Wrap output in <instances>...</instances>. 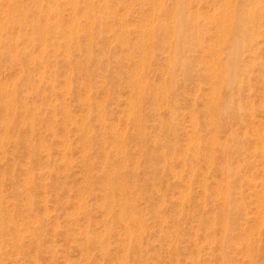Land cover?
Wrapping results in <instances>:
<instances>
[{"label": "rangeland", "instance_id": "obj_1", "mask_svg": "<svg viewBox=\"0 0 264 264\" xmlns=\"http://www.w3.org/2000/svg\"><path fill=\"white\" fill-rule=\"evenodd\" d=\"M19 1H21V0H19ZM65 1V2H64ZM68 0H58V5H57V7H55V9H54V6L55 5H53L51 8L47 5V1H45V3H44V5L43 6H45V7H41V6H39L38 7V5H35V4H33V2H31V0H23V2L27 5V4H29L28 5V10H27V15H30V16H28V17H25L28 21L30 20V18L31 19H33L32 17L33 16H35L34 18H35V20L33 19V20H30L29 22H31V24L28 22V21H26V19H25V21H23L22 22V24H21V22H15V27H13L11 30L12 31H14V32H10V30H7V31H5V35H6V37H7V40H8V42L6 41V43H4L3 44V46L1 47V49H3V50H5V51H8V50H10V43L11 42H13L12 44H11V46L13 47L14 45H16V47L17 48H19V49H21L22 48V46L21 45H23V48L25 49V50H30L31 51V53L32 54H40V55H42V56H44L43 57V61H46V60H48V61H46L45 62V64H41L40 66H41V68H39V69H36V70H39V72L41 71V70H43V74L41 73H39L38 71H37V73H36V70L32 73L33 75H34V73H35V75H34V79L33 80H35V82L34 83H36V84H34L33 86H30V88H29V85H27L26 83V85L25 84H23L22 83V81H21V79H22V69H21V66L20 65H17V64H15L14 63V61H12L11 59H3V58H1L0 57V82L2 81V83H0V85L1 84H3V82L5 81L7 84H11L12 83V81H13V79H16L15 80V84L18 82L19 84H20V86H21V83H22V87L21 88H23V90H25V91H23V95H24V97H26V98H23V99H25V100H27V97H30L31 96V98H29L30 100H28L29 101V103H31V101H34V104H36V105H38L39 107H40V109L38 110L39 111V113L40 112H43V114H40L41 115V117H43V115H45L44 117H45V119L46 120H44L43 118L41 119V120H39L40 122H38V124H36L37 126H35L36 127V131L34 132L35 133V135H38L39 136V138H38V136H35L34 134H32L31 135V133H33V132H31V130H30V128L28 127V122H29V119H28V115H29V113L27 112H25L24 111V109H15L14 111L16 112V114H19V116L21 117H23V118H18L19 116H17L16 114H15V112L13 113V117L16 115V117H17V119H16V117H15V122H13V123H15V124H12L11 125V128H12V126H13V128L11 129V132H10V135L12 134V133H16L17 132V134H18V132L20 133V134H12L11 135V137L12 138H10V141L12 142V144H9V143H6L7 145L9 144L10 146H12V147H10L9 145V147L6 145L5 146V148H4V150L3 151H0L1 153H0V157H1V154H2V157L3 158H1L0 159V163H2V164H5V165H7L9 168L11 167V166H13V168L11 169L12 171H13V173H15V175H16V173H19L20 171V173H19V175L17 174V176H15L13 173L11 174L12 176H15V177H19V179H17V178H15L14 177V179H13V177H12V181L14 182V180L16 181V179H17V183L16 182H10V177H11V175H10V177L8 176L9 175V173H7L6 175H5V171H4V173L3 172H1L0 171V175H1V173H2V177H0V178H2V180L4 181H1V179H0V184L2 183V185H0L1 187H0V193H2L4 196L2 197V203L4 204V206H2L3 207V213H5V215L7 214V216H6V218L8 219H6L7 221H11V224L8 226V227H13L14 226V228L16 227V229L14 230L13 228V231L16 233V235L17 236H15L14 234V232L12 231V229H10L9 228V230H7V231H5V234H4V236H3V234L2 233H0V264H99L98 262H100V260H98L97 258H99V259H101L99 256H100V250H97V249H99L98 247H94L93 245L94 244H96L97 245V243L95 242V239H98V237L100 238V237H103V238H106L105 240L107 241V242H109L110 244H109V246H110V252H111V250H113L111 253H113L112 254V256L110 255V258H109V260L111 261V263L112 264H133L132 263V260H131V256H129L130 257V260H129V257H126L125 259H123L122 260V258H121V251L119 250L120 248H119V246H118V248H117V246L115 247L114 246V242L116 243V241L117 242H119L118 240L120 239V240H122L121 238H123V234H122V232H121V229H120V227H118V225L115 223V222H113L114 224H113V231H114V233H112V234H110L109 236L107 235H102V230H103V221H101V219L102 220H104L105 221V214H104V209H102L101 207H97V206H95L94 205V207H97L98 209H96V208H94V207H92L93 208V210H94V212H91L90 214H85V212H83V211H79V209H76L77 208V206H76V199H77V197L79 196V194H81L83 191L85 192H83L82 194L85 196V198L87 197L88 199H87V201H89V199H90V202L89 203H93V202H91V199L93 200V194H95V196L96 197H99V196H101V188H102V186H103V183H104V180H105V177H103V176H106V167L108 166V164L105 162V160H104V158H103V148H104V146H105V148L108 150V149H110L111 150V152H113V143H112V135H110V134H112V131H113V129H115V130H119L120 132H121V134H122V136H124L125 135V141H126V148H127V150H128V152H129V156H134L133 158H135V159H137V158H139V156H137V155H139L138 153H140V152H138V146L136 145V143H137V139L135 138V136H132L131 134H132V131H134V123H133V121H131V119H130V115H128V113H127V110H128V101H129V98L127 97L128 95H130L129 97H131V86L129 85V83L127 82V80H128V78L126 77V72L127 71H129V70H131L132 71V69L134 68H132V63H133V66H135V61H136V56H132V54L129 52V50H133V49H135L136 50V43L140 40V35L142 34L141 32H142V24H143V22L144 21H146L147 20V18H146V15H147V12L149 11V8L148 7H150L151 6V2L149 3V0H145L144 2H143V0H137V4H140V6L139 5H137L136 3H133V2H135L134 0H107V1H104V0H99L101 3H104V4H102V6L100 5V3H99V1L97 0H94L91 4H92V6H91V4H90V1L89 0H81V1H84V3H89V4H85V6H84V4H83V2H81L80 0H78V2H79V4H78V2H73V3H70L69 4V1L67 2ZM120 1V2H119ZM125 1V2H124ZM168 1H173V5L171 6V4H168L169 2ZM179 3H182L181 5V9H180V7H178V6H180L179 4H178V2ZM187 1V2H186ZM193 1V2H192ZM220 1V2H219ZM230 2H231V6L229 7V8H227V12H228V15H229V17H237L238 16V14L235 12V10H234V12H233V9L235 8V4H237V7L235 8V9H239L240 8V10L242 11V10H244L243 12H245L246 13V15L247 16H249V17H259V15H261V17H260V21H259V25H257V24H255V27H253V28H255V31H254V33H250L249 35H250V37L248 36H246V40H245V43H244V48L243 49H241V47H239V56H238V58H237V61H236V67H235V71H234V85H233V87L235 86V87H237V90H238V88H239V91H238V93L241 91L242 92V89H243V87H245L247 84H248V80H249V84L246 86V87H248L249 86V92H250V94H249V92H248V94H244V92H242V94H243V99L245 98L244 96H248V98H245V101H242V102H246V100H247V102H248V104H244V103H242L241 101H240V103H239V100H241L242 99V96L240 95L241 93H239V95H238V93H237V91H236V88L234 87V88H232V96L233 97H235V96H237L238 97V99H237V101H236V99L234 98V101L235 102H233V104H234V106H235V103L236 104H238V110L240 109V111H241V114L240 115H238L239 117H236V115H234V114H230L228 117L226 116V118H224L225 119V121H224V119H223V124L224 123H226L227 124V122H229L230 121V119L231 120H234V121H236L237 120V122H236V124H233L232 125V123L234 122H232L231 124H230V122H229V124H225V126L224 127H227V130H228V128H231V127H233L234 125H236V126H234L233 128H231L232 130H234L235 129V127H239V131L237 130V129H235V131L237 130V133L234 131V133L232 132V130L230 131H227V130H225V128L223 127V126H220V129L222 130L220 133H218V136H219V134H220V136H222V135H224L225 133H227V135L225 134V136H224V138L226 139V137L230 134L231 135V137H233V135H236V136H234L232 139V141H231V139H229V137H228V139H227V141L224 139V138H222L221 137V139H222V141H220L221 142V144H224L225 142L226 143H229L228 144V147H231L230 149H228L227 150V152H226V158H224V159H226V162H227V160L228 159H230V157H231V161L230 160H228V162L227 163H229V161L231 162V163H229V164H232L233 163V165H231V169L233 170L234 169V171H229V176L227 175V178L229 179V189H227V186H224V191L226 190L228 193L230 192V194H231V203H232V201H233V207H234V209H236V210H234V209H232V211H230V216L228 215L227 216V218L225 219V217H226V214L224 215L223 214V212L221 211V203H219L220 204V206H219V204L217 203V204H214L213 205V203L214 202H216V200L217 199H219V202L221 201L222 202V196L221 195H218L217 194V192H215L216 190H217V188L219 187V185L221 186V184H218L219 183V181L221 180L220 178H222V176L223 177H225V173H220L219 172V175L217 174L218 173V169L216 168V170H215V165H213V163H210V162H208V161H206L205 160V158H200V157H204V156H202V154L201 153H203V155H205L204 154V152L206 151V148L208 149V143H207V138H206V136H209L210 134H211V130H210V128H209V126H207V125H205V123L203 122V120H201V119H203L202 118V114H201V112H203V109L204 110H206L207 109V107L208 106H210L209 105V98H210V96L209 95H212L213 94V92L215 91H217L218 90V87H219V84L218 83H220L219 81H221V79L223 78V77H219V81H217L218 80V78H217V80H216V78L213 76V74H212V72H210L209 71V69L211 68V66L212 65H214L215 63L217 64V62H218V64H220L221 63V67H222V70L224 69V67L226 66V65H229V58H230V52H231V50L229 49V48H224L225 46H224V41H225V43L229 40V37H230V35H229V37L226 39V35L224 36V38H223V33L221 34V32L220 33H218V30H220V29H216L215 28V24L216 25H218V23H216L217 21L214 19V17H218L219 15H220V9L222 10V6H221V4L220 3H223V2H226L225 0H215V2H214V0H182V2L180 1V0H164V5L168 8L169 7V9L170 10H177L178 9V11H179V17H187L186 19H188V21L186 22V24L185 25H180V27H178L177 29H179V31H181V34H182V43H183V47H184V52H186V54L183 52L182 53V55H180V59L181 60H188V62L187 63H189L190 65H189V67L191 66V68H189L188 67V71H186V73L188 74L189 73V71L192 73H189L188 74V78L186 79V78H182L183 77V75H184V71H179L180 70V68H178V69H175V76L177 77L176 79L178 80V84H177V89H176V96L177 97H182V99H180L179 100V98H177L178 100H179V103H181L180 101H182V104H183V106H182V104H181V109H180V112L182 111V113H184V114H186V115H184V117H183V114L182 113H180V112H178L179 110H178V105H180V104H178V100H176L175 99V101L177 102V116L179 115L180 116V118H179V116L177 117H175V120L174 121H176L175 123H176V125H178V126H176L175 125V127L176 128H174V131H173V128H172V130H171V133H176L177 132V128H179L180 127V129H179V132H181L180 134L183 136V135H185V142H184V140H183V137L181 136V138L178 136V134H171L170 135V137L171 136H175V138H176V140L177 139H182V140H180V141H177V142H175L176 140H171L170 142H174V143H176V148L177 149H179V150H175V149H173L174 150V152H175V155H174V152H173V150H171L170 152L172 153H170L169 152V150L170 149H168L170 146H168V145H166L165 144V149H164V146H163V148H161L160 147V149H151V151H153L154 150V152L156 153V154H158V153H164V154H166V153H168L167 155H168V157H167V160L168 161H170V168H169V170H171L172 172H170L169 171V174H168V172H166L165 173V179H164V181H162V182H160V180L159 179H153L152 180V182L154 183V181H155V183L156 184H158L159 185V187H157V185L155 186V183H154V185H153V183L151 184L150 183V186L149 187H151V189H149L150 190V192H149V195H151V196H149V198L151 197L152 199H150L149 201H151V200H153V199H156V200H154V201H151L150 203H148V202H146L145 200H147L146 198L144 199V197L143 198H140L141 199V203H140V201H139V204H141V206H142V208L144 209V208H146L147 207V205H151V207H150V205H149V207L151 208H149V207H147L149 210H152V211H150V212H148V211H145V215H147L146 217V219H147V225H148V228H147V231H146V235H145V239H146V242H145V244H144V247L145 248H147V249H149V254H150V256L151 257H153V258H155V259H153V258H151L149 261H148V263L147 264H149V262L150 261H152V259H153V261H154V263H153V261H152V263L150 262V264H163V262H166L167 264H177L178 263V261L180 260L181 262H179L178 264H191V262H192V264L194 263V264H219V262H220V260L219 259H221L222 257V259H221V262H223L222 264H233V263H235V264H248L250 261H251V259H252V257H253V261H251V263L253 262V264H258V262H259V264H261L262 262V264H264V255H262V250H257V249H259L258 247H264V246H262L260 243H262V241H260V240H263V236H264V234H263V229H264V209H261V210H259L258 209V207H257V204H258V206L259 207H261V205H259V202H264L263 201V199H264V111L262 110V109H264V44H262L261 42H260V40L261 41H263L264 40V23H262V21L264 22V1L263 0H257L256 1V3H258V5H257V7H256V5H254L255 3V1L254 0H251V2H250V0H247V1H244V0H242V3H240V5H238V3L237 2H239V0L237 1V0H229ZM3 2H5V4L3 3ZM28 2V3H27ZM29 2H31V4H32V11H30L31 10V4L29 3ZM71 2V1H70ZM95 2V4H94V7H93V3ZM111 2V3H110ZM123 2V3H122ZM129 2V3H128ZM150 4V6H149V4ZM166 2H167V5H166ZM177 2V3H176ZM186 2V3H185ZM195 2V3H194ZM260 2V3H259ZM262 2V3H261ZM61 3L62 4H64V5H61ZM67 3V4H66ZM76 5H75V4ZM99 3V4H98ZM117 3V4H116ZM135 5V7H133L134 5ZM145 3V5H143ZM187 3H188V6H187ZM234 3V4H233ZM251 3V4H250ZM3 4L4 5H6L7 3H6V0H0V7L2 8V6H3ZM73 4V5H72ZM96 4H98V5H96ZM107 4H109V5H107ZM128 4V6H126ZM131 4H132V8H131ZM178 4V5H177ZM217 4V5H216ZM262 4V5H261ZM78 5V6H77ZM83 7H82V6ZM88 5H90V7L88 6ZM107 5V6H106ZM177 5V6H176ZM69 6V7H68ZM75 6V7H74ZM89 7V8H87V7ZM96 6V7H95ZM97 6H98V8H97ZM110 7L111 9H109V8H106V7ZM142 6V7H141ZM164 6V7H165ZM239 6V7H238ZM242 6V7H241ZM243 6H245L244 7V9H241V8H243ZM249 6H251V7H249ZM263 6V7H262ZM70 7H72L71 9H70ZM84 7H86V11L88 10H90L91 11V9H96V10H92L91 11V13L93 12L94 14H96V12H97V14L96 15H98L97 17H101V24L99 23V24H96V25H93V24H91V22H87V17H88V12H86V15H85V11H84ZM93 7V8H92ZM139 7H141V8H139ZM170 7H173L174 9H171ZM178 7V8H177ZM182 7H184V8H182ZM186 7L188 8V9H186ZM193 9H192V8ZM217 9H216V8ZM1 8H0V13H1ZM79 8V9H78ZM136 8H137V10H138V12H137V10H136ZM147 8H148V10H147ZM175 8H177V9H175ZM230 8H232V10L230 9ZM248 8V9H247ZM251 8V9H250ZM256 8V9H255ZM258 8V9H257ZM34 9V10H33ZM36 9V10H35ZM43 9H45V10H43ZM49 9V10H48ZM51 9H53V10H51ZM69 9H70V12H69ZM78 9V11H76ZM99 9H101V10H99ZM113 9V10H112ZM115 9V10H114ZM132 10L133 9V11H130V10ZM181 11H180V10ZM194 10V11H192V10ZM229 9H230V11H229ZM261 9H262V11H261ZM42 10V11H41ZM58 10V11H57ZM72 10V11H71ZM103 10V11H102ZM125 10V11H124ZM136 10V11H135ZM141 10V11H140ZM187 10V11H186ZM217 10V11H216ZM253 10V11H252ZM257 10V11H256ZM53 11H55V12H53ZM82 11V12H81ZM89 11V12H90ZM100 13H99V12ZM110 11H112V13L109 12ZM116 11L117 12H119V13H116ZM121 11V12H120ZM135 11V12H134ZM143 11V12H142ZM165 12V10H161V11H156V14H155V16L154 17H158L159 15H161V16H159L160 18L159 19H161L160 21L161 22H163L164 20L165 21H168L169 20V18L168 17H170L166 12H165V14H167V15H165L163 12ZM184 11H186L187 13H188V15H187V13L186 12H184ZM56 12L61 16L60 18H61V23L64 25L65 23V25L64 26H66L67 24H69L70 22H71V20H72V18L70 17L71 15L70 14H72V16H73V18H74V20L77 18V20H75V22L76 23H79V25H80V27H82V28H85V29H87V27L89 26V27H92L93 26V29L97 32V33H95L94 32V34H97V35H95L96 37H95V40H99L98 41V44H100V43H102V44H100V45H96V48L97 47H99V49L98 50H96L95 49V47H94V51H97L96 53H98V51L99 52H101V53H98V55H100L101 56V59L102 60H100V61H98V60H96V59H94L92 62H90L89 60H88V62H90V64H92V66L91 67H94V68H91V70H95L96 71V73H95V71H91V73H93V74H90L89 76H86L85 75V79L84 78H82L83 77V74H81V68L79 69V67H80V63H78V62H80V60L82 59V60H84L85 59V57H84V52H83V50L82 51H79V49L80 48H85L86 46H87V44H88V34H86L87 33V31L86 30H81V31H79L80 32V34L81 35H78L77 36V34L76 35H72V37H68L67 35V32H66V30L65 29H67V28H69V25H67L66 27H64V26H62V24L61 25H59V23L57 22V18L55 17V16H53L52 17V13H55L56 14ZM77 12V13H76ZM80 12V13H79ZM192 12H195V13H197V15L196 14H194V13H192ZM249 12V13H248ZM77 16H75L74 14ZM131 13H133V14H131ZM139 13V14H138ZM189 13H191V14H189ZM31 14H32V16H31ZM64 14V15H63ZM118 14V15H117ZM142 14V15H141ZM159 14V15H158ZM165 15V17L163 16V15ZM39 15H42V17H39ZM54 15V14H53ZM101 15V16H100ZM104 15V16H103ZM119 15H121V17H123L124 19H122V18H120V16ZM186 15V16H185ZM194 17L195 19H193L192 17ZM252 15V16H251ZM79 16V17H78ZM84 16V17H83ZM103 16V17H102ZM112 16V17H111ZM134 16V17H133ZM139 16V17H138ZM197 16V17H196ZM44 17V18H43ZM69 19H68V18ZM104 17H106V18H104ZM119 17V18H118ZM146 19H145V18ZM162 17V18H161ZM163 17H164V20H163ZM202 17V18H201ZM209 17V18H208ZM210 17H212V18H210ZM37 18V19H36ZM55 18V19H54ZM111 18V19H110ZM117 18V19H116ZM142 18H144V19H142ZM167 18H168V20H167ZM4 17H3V19H2V14L0 15V23H2L3 21H4ZM64 19V20H63ZM71 19V20H70ZM109 19V20H108ZM112 19L114 20V21H112ZM120 19V20H119ZM126 19V20H125ZM159 19H155L156 20V22H158L159 21ZM198 19H200L202 22H200ZM3 20V21H2ZM45 20V21H44ZM49 20H51V22L49 21ZM54 20V21H53ZM69 20H70V22H69ZM105 22H104V21ZM116 20V21H115ZM123 20H124V22H123ZM134 20V21H133ZM144 20V21H143ZM196 20V21H195ZM37 21V22H36ZM56 21V22H55ZM80 21H81V23H80ZM108 21V22H107ZM110 21V22H109ZM111 21H112V23H111ZM118 21V22H117ZM123 23H125V24H123ZM142 21V22H141ZM195 21V22H194ZM27 22L29 23L28 25H26L27 24ZM64 22V23H63ZM67 22H69V23H67ZM87 22V24H88V26H87V24H85L84 25V23H86ZM106 22H107V24H106ZM126 22H127V24H126ZM129 22H130V24H129ZM136 22V23H135ZM137 22H138V25H137ZM19 23V24H18ZM26 25V26H24V24ZM44 23V24H43ZM58 23V24H57ZM195 23V24H194ZM202 23V24H201ZM262 23V24H261ZM37 24H39V25H37ZM56 24V25H55ZM114 26H113V25ZM117 24V25H116ZM140 24V25H139ZM197 24V25H196ZM2 25V24H1ZM1 25H0V27H1ZM34 25V26H33ZM60 27H59V26ZM109 25V26H108ZM123 25H124V28H123ZM125 25H127V28L125 29ZM192 25V26H191ZM199 25V26H198ZM24 26V27H23ZM30 26V27H29ZM41 26H42V28H41ZM62 26V27H61ZM96 26H97V28H96ZM134 26H137V28L136 27H134ZM190 26V27H189ZM21 27H23V28H21ZM26 27V28H25ZM28 27V28H27ZM50 27V28H49ZM64 27V28H63ZM108 27H110V29L108 28ZM112 27V28H111ZM131 27H132V29H131ZM183 27V28H182ZM189 27V28H188ZM197 29H195V28ZM199 27V28H198ZM217 27H219V26H217ZM17 28V29H16ZM19 28V29H18ZM32 28V29H31ZM55 28V29H54ZM60 28V29H59ZM62 28V29H61ZM106 28H108V29H106ZM191 28V29H190ZM214 28V29H213ZM15 29V30H14ZM26 29V30H25ZM37 29V30H36ZM97 29V30H96ZM116 29L118 30H120L123 34H124V31H126L127 29H131L130 30V33L132 34H128V41L132 44V42L134 41V43H135V47L134 46H132L130 43L128 44V42L125 44L124 43V41H122L123 39V37H122V33L120 32L119 33V30L117 31V33H116ZM125 29V30H124ZM134 29V30H133ZM140 29V30H139ZM158 29H159V26H157V27H155V30H152V34H151V37L149 38V41L151 42V44H152V48L154 49L155 47L156 48H158V49H156L155 48V51H156V53L157 54H159V52H160V54H159V58L161 57V59H163V57L168 53V52H170L169 53V55H172L173 54V51L168 47V46H166L164 49L163 48H161V47H159V39L160 38H162L163 36L165 37V34H163L164 32H163V29H159V31H158ZM189 29V30H188ZM192 29H193V31H192ZM200 31H199V30ZM215 29L217 30V31H215ZM21 30V31H20ZM23 30V31H22ZM29 30H30V32H29ZM109 30H110V32H109ZM115 31V32H111V31ZM183 30V31H182ZM196 30V31H195ZM251 30V29H250ZM260 30V31H259ZM15 31H16V34H15ZM31 31H33V32H31ZM107 31V32H106ZM132 31V32H131ZM134 31H135V33H134ZM139 31H141V32H139ZM155 31V32H154ZM161 31H162V33H161ZM199 31V32H198ZM256 31H258V32H256ZM30 34H29V33ZM101 32V33H100ZM154 32V33H153ZM201 32V33H200ZM213 32V33H212ZM261 32V33H260ZM62 33V34H61ZM84 33V34H83ZM98 33H100V34H98ZM115 33V34H114ZM135 35H134V34ZM136 33H137V35H136ZM158 33V34H157ZM160 33V34H159ZM204 33H206V34H204ZM10 34H11V37H10ZM19 34V35H18ZM79 34V33H78ZM155 34H157V35H159V36H152V35H155ZM260 34H261V36H260ZM85 35H87L86 37H85ZM105 37H104V36ZM130 35V36H129ZM160 35H162V37H160ZM170 35V34H169ZM190 35V36H189ZM219 35H221V38L219 37ZM262 35H263V37H262ZM8 36L12 39V40H10L9 38H8ZM28 36V37H27ZM42 36V37H41ZM58 36V37H57ZM80 36V37H79ZM108 36V37H107ZM113 36V37H112ZM117 36H119V38L117 37ZM121 36V37H120ZM133 36V37H132ZM168 36V35H167ZM202 36V37H201ZM209 36V37H208ZM216 36V37H215ZM255 37L257 40H259V41H257L258 43H259V47H256L257 45V42L256 43H252V41H251V43H250V38L251 37ZM69 39H68V38ZM77 37H79V40L77 39ZM82 37V38H81ZM84 37V38H83ZM101 37H103V38H101ZM130 37H132V39L130 38ZM203 37H204V39H203ZM218 37V38H217ZM28 38H30V39H28ZM35 38V39H34ZM42 38H44L45 39V41H44V44L42 45ZM50 38H52V40L50 39ZM65 38V39H64ZM68 40H67V39ZM107 38H109V39H111L110 41H111V43H110V41H109V39L107 40ZM136 38V40H134ZM138 38V39H137ZM158 40H157V39ZM168 38V37H167ZM166 38V39H167ZM171 38V43L173 44V43H175L176 42V40H177V37H175L174 38V35L172 36V37H170L169 36V38H168V40ZM199 38H200V40H199ZM220 38V39H219ZM232 38V37H231ZM230 38V39H231ZM248 38H249V41H248ZM260 38V39H259ZM59 39V40H58ZM70 39H71V41H70ZM82 39V40H81ZM103 39H104V41H103ZM131 39V40H130ZM215 39H217L216 41H214ZM225 39V40H224ZM21 40V41H20ZM58 40V41H57ZM65 40H67L68 41V43H67V41H65ZM77 40L79 43H81V41H82V43L77 47L76 46V44H75V41ZM81 40V41H80ZM84 40V41H83ZM86 40V41H85ZM117 40H118V42H117ZM133 40V41H132ZM152 40L153 41H155L156 43H157V45L158 46H156V43H152ZM157 40V41H156ZM174 40V41H173ZM201 40H203L202 42H201ZM205 40V41H204ZM219 40H221V41H219ZM23 41H25L26 43H24ZM31 41V42H30ZM51 41H52V44H51ZM105 41H106V44H105ZM132 41V42H131ZM160 41H161V39H160ZM231 40H229V42H230ZM20 42H22V43H20ZM120 42V43H119ZM123 42V43H122ZM190 42H193V43H190ZM194 42H195V44H194ZM197 42V43H196ZM201 42V43H200ZM215 42H218L217 44L215 43ZM229 42H227L225 45H226V47H228V46H230V48H232L233 49V43H229ZM264 42V41H263ZM7 43H8V46H7ZM57 43V44H56ZM85 43V44H84ZM110 43V44H109ZM122 43V44H121ZM199 43L200 44H202V45H199ZM209 43V44H208ZM221 43V44H220ZM21 44V45H20ZM26 44V45H25ZM46 44V46L47 45H49L47 48L48 49H45V50H41V48L44 46ZM61 44V45H60ZM66 44V45H65ZM109 44V45H108ZM207 44V45H206ZM212 44V45H211ZM218 44H219V46H218ZM246 44V45H245ZM256 47V48H258V49H255V47L253 46V45ZM20 45V46H19ZM33 45V47H32V49H31V46ZM60 45V46H59ZM107 45V46H106ZM112 45H114V46H112ZM116 45V46H115ZM126 45H127V47H126ZM192 45V46H191ZM27 46V47H26ZM37 46H38V48H39V50H38V48H37ZM65 46V47H64ZM76 46V47H75ZM104 48H103V47ZM109 46V47H108ZM111 46H112V48L113 49H115V50H113L112 48H111ZM124 46V47H123ZM131 46V47H130ZM155 46V47H154ZM187 46V47H186ZM189 46V47H188ZM214 46V47H213ZM57 47V48H56ZM108 47V48H107ZM132 47H133V49H132ZM204 47V48H203ZM223 47V48H222ZM249 47H250V49H249ZM253 47V48H252ZM34 48H37V51H35L34 50ZM66 48H68V50L66 49ZM78 48V49H77ZM101 48V49H100ZM110 48H111V50H113L114 52H116L115 53V55L113 56V54L111 55V52H110ZM121 48V49H120ZM160 48V49H159ZM191 49L190 51H189V49ZM212 48H213V50L216 48V50H214L215 52H218V53H220V54H218L217 56H215L214 54H216V53H214V51L211 53V51H212ZM218 48V49H217ZM54 49V50H53ZM64 49V50H63ZM70 49H72V50H70ZM103 49H105V50H107V51H105V50H103ZM117 49V50H116ZM124 49V50H123ZM129 49V50H128ZM188 49V50H187ZM208 49H209V51H208ZM221 49H222V51H221ZM226 49H228L227 50V52L228 51H230L229 52V54L228 53H222L223 52V50H224V52L226 51ZM237 49V47H235L234 48V50H236ZM263 49V50H262ZM51 50H53L54 51V53H53V51H52V53H51V55H50V51ZM57 50V51H56ZM100 50H103V51H100ZM120 50V51H119ZM126 50V51H125ZM164 50H165V52H164ZM247 50V51H246ZM251 50V51H250ZM253 50V51H252ZM257 50V51H256ZM258 50H259V52H258ZM47 51L49 52V53H47ZM124 51V52H123ZM137 51V50H136ZM221 51V52H220ZM33 52H35V53H33ZM65 52V53H64ZM68 52V53H67ZM120 52V53H119ZM167 52V53H166ZM250 52V53H249ZM254 52V53H253ZM262 54H261V53ZM59 53V54H58ZM60 53H61V55H60ZM64 53V54H63ZM70 53V54H69ZM74 53L76 54V55H74ZM78 53V54H77ZM119 53V54H118ZM123 53H124V56H123ZM126 53V54H125ZM128 53V54H127ZM165 53V54H164ZM209 53H211V54H209ZM224 55H222V54ZM251 53H253V54H251ZM47 55V58L45 59V57H46V55ZM53 54V55H52ZM54 54H56V55H54ZM73 54V55H72ZM81 54V55H80ZM107 56H106V55ZM110 54V55H109ZM137 54V53H136ZM257 54V55H256ZM260 54V57L258 56ZM50 56V58H48L49 56ZM60 55V56H59ZM65 55V56H64ZM78 55V56H77ZM79 55H80V57H79ZM117 55V56H116ZM119 55V56H118ZM121 55V56H120ZM211 55H213L215 58H213V56H211ZM245 55H246V57H245ZM250 55H252V57H249ZM253 55H254V57H253ZM83 56V57H82ZM116 56V57H115ZM132 56V57H131ZM228 57V60H226L227 59V57ZM257 56V57H256ZM52 57V58H51ZM56 57V58H55ZM63 57V58H62ZM80 58V60H79V58ZM82 57V58H81ZM123 57V58H122ZM194 57V58H193ZM216 57H218V58H216ZM225 57V59H222V58H224ZM257 59H256V58ZM259 57V58H258ZM62 58V59H61ZM117 58H118V60H117ZM125 58V59H124ZM246 58V60H244ZM252 58H254L253 59V62H252ZM55 59V60H54ZM68 59V60H67ZM112 59H113V61H112ZM121 59H122V61H121ZM218 59V60H217ZM243 59V62L241 61ZM256 59V60H255ZM59 60H61V62H65V63H61V62H59ZM63 60V61H62ZM67 60V61H66ZM105 60V61H104ZM114 60H117V61H114ZM127 60V61H126ZM160 60V59H159ZM159 60H150V66H151V71H150V73H149V80L151 81V82H155V84H159L160 83V81L162 82V78L161 77H166L167 78V81L170 79V73L168 72V69H167V63L165 62V60H160V61H162L161 62V64L159 63L160 61ZM191 60H192V62H191ZM221 60H223V61H225L226 60V64H224V62H222ZM249 61V63H247L248 61ZM255 60V61H254ZM50 61H52V62H50ZM96 61H97V63H96ZM108 61V62H107ZM129 61V62H128ZM153 61V62H152ZM156 61V62H155ZM159 61V62H158ZM190 61V62H189ZM210 61V62H209ZM213 61V62H212ZM219 61H220V63H219ZM247 61V62H246ZM55 62H58V63H55ZM76 62V63H75ZM109 62H110V65H109ZM120 62V63H119ZM124 62H126V64L128 65H126ZM131 62V63H130ZM247 64H246V63ZM255 62H257V64H258V66H257V64H255ZM46 63H47V65H46ZM48 63H52V64H54L55 63V65H53V66H50L51 64H48ZM96 63V64H95ZM105 63V64H104ZM163 63V64H162ZM243 63H245L247 66H244L245 64H243ZM65 64H66V66H65ZM70 64V65H69ZM114 64V65H113ZM116 64V65H115ZM119 64H121V65H119ZM153 64V65H152ZM160 64V65H159ZM166 64V65H165ZM240 64L242 65V66H240ZM250 64V65H249ZM255 66V67H257V68H253L252 69V67H253V65ZM12 65H14V66H12ZM75 65V66H74ZM79 67H78V66ZM96 65V66H95ZM109 65V66H108ZM162 65V66H161ZM208 65H211V66H208ZM239 65V66H238ZM3 66H4V68H3ZM5 66H7V67H5ZM43 66V67H42ZM46 66V67H45ZM47 66H50L49 68H47ZM59 66V67H58ZM78 67V68H76L75 69V67ZM98 66H101V68L99 69V67ZM105 66V67H104ZM125 66H126V68H127V70H126V68H125ZM160 66V68H158ZM250 66H252V67H250ZM51 67H52V69H51ZM53 67H55V68H53ZM71 67H74L73 69H70L69 70V68H71ZM97 67V68H96ZM112 67V68H111ZM118 67V68H117ZM165 67V69H163ZM208 67V68H207ZM248 67H249V69H248ZM46 68H47V70H46ZM58 68V71L56 70L55 71V69H57ZM115 68V69H114ZM125 68V69H124ZM132 68V69H131ZM206 68V69H205ZM238 68H240V71H239V69ZM242 68V69H241ZM18 69V73H17V70ZM52 71L53 69V72H50V70ZM102 69V71H103V69L105 70V71H103V73H100V72H102V71H100ZM114 69V70H113ZM119 69V70H118ZM191 69V70H190ZM208 69V70H207ZM245 71H244V70ZM256 69V70H255ZM45 70V71H44ZM49 70V71H48ZM77 70H80V72L78 73V72H76ZM118 70V71H117ZM160 70H164V71H160ZM169 70H170V68H169ZM206 70V71H205ZM248 70V71H247ZM252 70L254 71V72H252ZM262 72H261V71ZM14 72V74H13V72ZM48 71V72H47ZM250 71V72H249ZM15 72H16V74H15ZM50 72V73H49ZM106 72V73H105ZM124 72V73H123ZM162 72H164V73H162ZM183 72V73H182ZM225 72V73H224ZM224 72H223V74L224 75H226L227 73H228V71H226V69H224ZM227 72V73H226ZM246 72H248V73H246ZM252 72V73H251ZM258 72H259V75L261 74V76H259L258 75ZM261 72V73H260ZM49 73V74H48ZM52 73H53V75H52ZM110 73V74H109ZM118 73V74H117ZM206 73H207V76H206ZM208 73H209V75H208ZM19 74V75H18ZM56 74V75H55ZM81 74V75H80ZM94 74H96L95 76H94ZM105 74L107 75L106 77H105ZM158 74V75H157ZM162 74H163V76H162ZM168 74V75H167ZM236 74V75H235ZM15 75H18V76H15ZM45 75H47V77H49V75H52V76H50L51 77V79L50 78H48L47 79V77L45 76ZM73 75V76H72ZM101 75V76H100ZM114 75V76H113ZM153 75V76H152ZM193 75V76H192ZM13 76L15 77V78H13ZM32 76V75H31ZM58 76V77H57ZM80 76H82L81 78H80ZM104 76V77H103ZM110 76V77H109ZM152 76V77H151ZM159 76H160V78H159ZM169 76V77H168ZM214 77V80H213V77ZM239 76L241 77L240 78V82L242 81L241 79H244V82L242 81L241 83L238 81V78H239ZM244 76H246V77H244ZM16 77H18V78H16ZM44 77H46L45 79H47L46 81L47 82H45L44 80ZM56 78L57 80H55V79H52V78ZM65 77V78H64ZM66 77L68 78V81H69V85H68V83H66L67 81H66ZM73 77V78H72ZM74 77H76V78H74ZM193 77V80L191 79ZM211 77V78H210ZM263 77V78H262ZM94 78V80H92L91 81V79H93ZM101 78V79H100ZM111 78H113V79H111ZM122 78V79H121ZM12 79V80H11ZM39 79V80H38ZM42 79V80H41ZM44 79V80H43ZM50 79V80H49ZM73 79V80H72ZM100 79V80H99ZM106 79V80H105ZM208 79V80H207ZM37 80V81H36ZM53 80H55V81H53ZM90 80V81H89ZM99 80V82L97 83L96 81H98ZM113 80V81H112ZM39 81V82H38ZM42 81V82H41ZM48 81H50V83H52V84H54V85H52V84H50V83H48ZM52 81V82H51ZM72 81V82H71ZM82 81L84 82V83H82ZM102 81L104 82V83H102ZM108 82V85H107V82ZM116 81V82H115ZM201 81V82H200ZM216 81V82H215ZM236 81V82H235ZM245 81L247 82V84L245 83ZM37 82L38 83H42V84H44V86L43 85H41V83H40V87H39V84H37ZM53 82H56V83H53ZM81 82V83H80ZM184 82V83H183ZM188 82H190V84L188 83ZM192 82V83H191ZM211 82H212V85H211ZM239 82V84L236 86V84ZM13 83H14V81H13ZM47 83V84H46ZM94 83H95V85H94ZM186 83H188V85L186 84ZM5 85V83H4V85L6 86V87H10V86H13V84H11L10 86L9 85ZM56 84V85H55ZM89 84H93V86L92 85H89ZM97 84L99 85L98 87H97ZM179 84H181V85H183V86H180ZM185 84V85H184ZM199 84V85H198ZM245 86H244V85ZM38 85V86H37ZM50 85H51V87H50ZM68 86V89H71L70 90V92H72V93H70L69 92V90H67V89H65V88H67V86ZM113 85V86H112ZM121 85H123V86H121ZM214 85V86H213ZM215 85L217 86V87H215ZM26 86V87H25ZM53 86H55L54 87V89L56 88V90H54V89H52V87ZM61 86V87H60ZM70 86V87H69ZM87 86V87H86ZM91 86V87H90ZM94 86H96V87H94ZM124 86L127 88V90H126V88H124ZM150 86V85H149ZM180 88H179V87ZM184 86H188L187 88H188V90H186L187 88L186 87H184ZM198 86V87H197ZM243 86V87H242ZM36 87H39V88H36ZM42 87H43V89H42ZM44 87L46 88V87H50L49 88V90H48V92H47V90L46 91H44ZM90 87V88H89ZM183 87V91L181 90V88ZM199 87L201 88H203V89H199ZM210 87L213 89V90H211L210 89ZM242 87V88H241ZM31 88H33V89H31ZM85 88H86V90H85ZM96 88V89H95ZM103 88V89H102ZM197 88V89H196ZM214 88H217V89H214ZM26 89H27V91H26ZM41 89L44 91L43 93H42V91H41ZM46 89H48V88H46ZM50 89L51 90H53V92L54 91H56V92H54V95H53V92H51L50 91ZM74 89V90H73ZM75 89L76 90H79L80 92L78 93V91H75ZM91 89H92V92H91ZM101 89V90H100ZM235 89V90H234ZM241 89V90H240ZM87 90H88V92H87ZM188 91V92H186V91ZM201 90V91H200ZM245 90H243V91H245ZM251 90H252V92H251ZM38 91H40V93L38 92ZM59 91H60V93H59ZM100 91V92H99ZM103 91L105 92L106 91V93L105 94H103ZM128 91V92H127ZM180 91H182V92H184L185 94L186 93H188V94H184V93H182V92H180ZM213 91V92H212ZM234 91H235V94H234ZM29 92H31V93H29ZM48 93V95L49 96H47V93ZM66 92H68V94L66 93ZM74 92L76 93V94H78V96L79 97H77L78 98V102H77V99H73V98H75L76 97V95H74ZM84 92V93H83ZM93 92H94V94H93ZM96 92H99L98 94L96 93ZM178 92H179V94H181L182 93V95L183 96H181V95H179L178 94ZM193 92V93H192ZM200 92V93H199ZM202 92V93H201ZM52 95H51V94ZM56 93V94H55ZM58 93V94H57ZM64 93V94H63ZM82 93V94H81ZM204 93V95L203 96H201L202 94ZM210 93V94H209ZM246 93V92H245ZM40 94V95H39ZM46 94V95H45ZM63 94V95H62ZM73 94V96H72V98H71V96H70V98H69V95H72ZM81 94V95H80ZM85 94V96H83ZM93 94V96H91V95ZM115 94H116V96H115ZM128 94V95H127ZM198 94V95H197ZM200 94V95H199ZM206 94V95H205ZM237 94V95H236ZM29 95V96H28ZM35 95H37L36 97H34ZM61 97H60V96ZM91 97H90V96ZM111 95V96H110ZM118 95H120V96H118ZM184 95L187 97V98H190V99H186L185 100V98L186 97H184ZM194 95L195 96V98H193L192 96ZM215 95H218V93H215ZM251 95V96H250ZM32 96L34 97L33 99H35V100H33L32 99ZM39 96V97H38ZM46 96V97H45ZM69 98H67V97ZM95 96H97V97H95ZM98 96H99V98H98ZM101 96V97H100ZM102 96H104L103 98H105L104 99V101H102ZM115 96V98H117L118 100H119V102H118V100L117 99H113V97ZM123 96V97H122ZM124 96H126V97H124ZM176 96H175V98H176ZM192 98H191V97ZM239 96H240V98H239ZM43 97H45V98H43ZM49 97V98H48ZM55 97H56V99H55ZM60 97V98H59ZM64 97V98H63ZM111 97V98H110ZM250 97V98H249ZM263 97V98H262ZM37 98H40L39 99V101H37L38 99ZM48 99V101H46L47 99ZM66 98H67V100H66ZM80 98V99H79ZM96 98V99H95ZM125 98V99H124ZM127 98V99H126ZM204 98H206V99H204ZM208 98V99H207ZM32 99V100H31ZM44 99V100H43ZM64 99V100H63ZM73 99V100H72ZM87 99V100H86ZM101 99V100H100ZM185 100V103L183 102L184 100ZM191 99H192V101H191ZM194 99V100H193ZM42 100H43V102H42ZM63 100V101H62ZM76 100V101H75ZM95 100V101H94ZM97 100V101H96ZM125 100V101H124ZM197 100V101H196ZM205 100H208L207 102L208 103H205ZM249 100V101H248ZM45 101H46V103H45ZM50 101V102H49ZM92 103V104H94L95 105V103L96 102H98V101H100V102H98V104H102V108H101V105H100V109L103 111V112H101V110L99 111L98 109L95 111V110H93V114L91 113V115L89 116V117H87V115H88V112H87V114L86 113H84V112H86V111H88L90 108L91 109H94L95 107H92L91 106V104H90V102ZM116 101L118 102V103H116ZM220 101V100H219ZM36 102V103H35ZM40 102V103H39ZM49 102V103H48ZM94 102V103H93ZM103 102V103H102ZM195 102H198L199 104H197V103H195ZM203 102V103H202ZM249 102L250 103H252L251 105L249 104ZM33 103V102H32ZM37 103H39V104H37ZM44 103V104H43ZM63 103V104H62ZM67 103V104H66ZM81 105H80V104ZM84 103V104H83ZM88 103H89V106H88ZM109 103V104H108ZM114 103V104H113ZM126 103V104H125ZM194 103L196 104L195 106H197L198 105V107L196 108V107H194ZM221 103H222V99H221ZM220 103V104H221ZM242 103V104H241ZM43 104V105H42ZM50 104V105H49ZM62 104V105H61ZM87 104V105H86ZM119 104H122V105H119ZM185 104H186V106H185ZM204 105L203 106V109L201 108V109H199L200 107H202L201 105ZM207 106H206V105ZM233 104H232V106H233ZM241 104V105H240ZM262 104V105H261ZM53 105V106H52ZM63 105H64V107L65 108H68L67 109V111L65 110V108L63 107ZM118 105V106H117ZM187 105H188V108H187ZM193 105V106H192ZM200 105V106H199ZM245 105H246V108H247V106H248V109H246L245 110ZM46 106V107H45ZM80 106V107H79ZM82 106H84V109H83V107ZM86 106V107H85ZM87 106H88V108H87ZM122 108H121V107ZM191 106V107H190ZM220 106V105H219ZM239 106H240V108H239ZM244 106V107H243ZM105 107V108H104ZM108 107V108H107ZM125 107H127L126 109H125ZM250 107V108H249ZM253 107H254V109H253ZM121 108V109H120ZM191 108H196V112L198 113V110H199V113H200V115H199V113L196 115V113H195V109H194V111H193V109H191ZM235 108H237V106H235ZM252 108V109H251ZM85 109H87V110H85ZM124 109V110H123ZM23 110V111H22ZM83 110V111H82ZM109 110V111H108ZM119 110H120V112H119ZM238 110H236L237 111V113L239 112ZM245 110V111H244ZM19 111V112H18ZM47 111V112H46ZM59 111V112H58ZM66 111V112H65ZM70 111V112H69ZM73 111H74V113H73ZM79 111H81L80 113H79ZM97 111H99V112H101L102 114H103V116H104V121L102 122V124L103 125H101L99 122L100 121H98V120H100L99 118H98V115H99V112H97ZM122 111V112H121ZM192 111L194 112V114L192 113ZM201 111V112H200ZM20 112L22 113V114H20ZM50 112H52V113H50ZM62 112V113H61ZM75 112H77V113H75ZM117 112V113H116ZM119 112V113H118ZM250 112V113H249ZM56 113V114H55ZM66 113V114H65ZM82 113H83V117H82ZM100 113V114H101ZM147 113H148V117H149V119H150V123H149V127H148V133L150 134V135H157V133L159 132V130L161 129V126L159 127L158 126V124H157V121L158 120H160V118H156L155 116V114H154V116L152 115L151 116V110H149V109H147ZM193 115V116H191V114ZM240 113V112H239ZM69 114V115H68ZM75 114H77V115H75ZM79 114V115H78ZM249 114V115H248ZM252 114H253V117H252ZM25 115V116H24ZM48 115V116H47ZM59 115V116H58ZM66 115H68L67 117L68 118H71L72 116L74 117H72V119L71 120H79V118L80 119H86V118H90V123L92 124V128H91V130H90V132H89V138H91V141H90V144H89V147H90V162H91V168L92 169H90V171H89V173H87V170L85 171V169L84 168H87L86 166H83L82 164L80 165V163H83V164H85V161H83L84 159H79L80 157H82L83 156V154H82V152H80L81 150H82V148H81V143L79 142V135H78V133H77V130H76V128H75V125L73 124H71V123H69V121H71L70 119H67V117H66ZM70 115H72V116H70ZM80 115H81V117H80ZM119 115V116H118ZM123 115V116H122ZM126 115H128V116H126ZM220 114H218V116H219ZM222 115V114H221ZM220 115V116H221ZM251 115V116H250ZM50 116V117H49ZM58 116V117H57ZM70 116V117H69ZM116 116H118V117H116ZM167 116H168V113H166V114H162L161 115V117H164V120L167 118ZM185 116H187V117H185ZM198 116H200V117H198ZM217 116V117H218ZM235 116V117H234ZM75 117H77V119H75ZM111 117V118H110ZM192 117V118H191ZM194 117H198L199 118V121L198 122H200V124H202L203 126H197V124H196V121L194 122L193 120L195 119V120H198V118L196 119V118H194ZM231 117V118H230ZM234 117V118H233ZM248 117H249V119L250 120H248ZM251 117H252V119H251ZM61 118H63L62 119V121H61ZM95 118V119H94ZM184 118H186V120L184 119ZM194 118V119H193ZM228 118H230V119H228ZM235 118H237L236 120H235ZM238 118H239V122H241V127H240V123L238 122ZM245 118V119H244ZM247 118V119H246ZM19 119V120H18ZM53 119H54V121H53ZM107 119V120H106ZM110 119V120H109ZM114 119V120H113ZM168 119H170V117L168 116ZM193 119V120H192ZM17 120H18V123H17ZM31 120V119H30ZM43 120V121H42ZM51 120V121H50ZM77 120V121H78ZM115 120H117V121H115ZM124 120H126V124H124ZM194 122V124H193V122ZM229 120V121H228ZM246 120V121H245ZM46 121V122H45ZM79 121H81V120H79ZM109 121V122H108ZM120 121V122H119ZM247 121H249L248 123H246ZM253 123H251V122ZM255 121V122H254ZM20 122H22V123H20ZM25 122H27V123H25ZM46 123V125H44L45 123ZM63 122V123H62ZM114 122V123H113ZM179 122H180V124H179ZM111 123V124H110ZM117 124L116 126L114 125V124ZM190 123H192V126L193 127H191L190 125ZM235 123V122H234ZM16 124H18L19 126H18V128H17V125ZM21 124V125H20ZM27 125V127L25 128V126L24 125ZM39 124H42V125H39ZM48 124V125H47ZM50 124V125H49ZM53 124H54V126H53ZM67 124V125H66ZM190 124V125H189ZM246 124V125H245ZM14 125H16V126H14ZM71 125H72V127H74V128H71ZM97 125V126H96ZM122 125H124V126H122ZM180 125V126H179ZM207 127H205V126ZM232 125V126H231ZM243 125V126H242ZM24 126V127H23ZM66 126H67V129H66ZM93 126H95V127H93ZM102 126V127H101ZM111 126V127H110ZM112 126H113V128H112ZM119 126V127H118ZM126 126V128H123V127H125ZM132 126V127H131ZM195 126V127H194ZM229 126H231V127H229ZM23 127V128H22ZM50 127V128H49ZM118 127V128H117ZM164 127H165V125H164ZM197 127V131L195 130V128ZM200 129H199V128ZM14 128H17V130H13ZM24 128L27 130H25L26 132H24ZM39 128V129H38ZM64 128V130H62ZM123 128V129H122ZM156 130H155V129ZM160 128V129H159ZM9 129V130H10ZM29 129V130H28ZM54 129V130H53ZM96 129H97V131H96ZM112 129V130H111ZM125 129V130H124ZM194 129V130H193ZM206 129V132L204 131ZM19 130H21V132L19 131ZM23 130V131H22ZM68 130V131H67ZM123 130V131H122ZM60 131V133H57V132H59ZM62 131H63V133H62ZM111 131V132H110ZM188 133H186V132ZM225 131V132H224ZM29 132V133H28ZM40 132V133H39ZM47 132V133H46ZM67 132V133H66ZM106 132V133H105ZM178 132V133H179ZM184 132V133H183ZM194 132H197V133H195V134H193ZM200 132H201V134H200ZM210 132V133H209ZM229 132V133H228ZM24 133V134H23ZM28 133V138L30 139V141L33 143V141L35 142L34 144H36L37 145V147H36V150H32V151H30V148H28V145H27V143H24V142H22L23 141V139L21 138V137H19V136H23V135H25V134H27ZM42 133V134H41ZM191 133V134H190ZM206 133L208 134V135H206ZM50 136H49V135ZM55 134V135H54ZM69 136L68 138H67V135ZM107 134V135H106ZM130 134V135H129ZM199 134H200V137H199ZM238 134H241V136H242V134H244L241 138H240V135H238ZM17 135V136H16ZM41 135V136H40ZM44 135V136H43ZM45 135H47V136H45ZM61 135V136H60ZM62 135H64L63 136V138L65 137V142H64V139L62 138ZM93 135V136H92ZM97 135H98V137H97ZM128 135V136H127ZM156 135H155V137H156ZM188 135L189 136H191V137H188ZM193 135H196V136H194L193 137ZM203 135H205L204 137H202ZM237 135L239 136V138L237 137ZM31 136V137H30ZM33 136V137H32ZM60 136V137H59ZM220 136H219V138H220ZM20 138L22 141V143L20 142V140L18 139V138ZM97 137V138H96ZM103 138V140H102V138ZM169 137V138H170ZM197 137V138H196ZM236 137H237V140H236ZM23 138H24V136H23ZM62 138V139H61ZM66 138H67V142H66ZM75 138V139H74ZM101 138V139H100ZM172 138V137H171ZM174 137H173V139H175ZM191 138V139H190ZM195 138H196V140H195ZM202 138V139H201ZM14 139V140H13ZM16 139L18 140V142L16 141ZM39 139V141L37 142V140ZM98 139V140H97ZM201 139V140H200ZM205 139V140H204ZM242 139V141H245V143H247L246 145L242 142V141H239V140H241ZM245 139V140H244ZM263 139V140H262ZM44 140H45V143H44ZM63 140V141H62ZM224 140H225V142H224ZM10 141H8V142H10ZM199 141L200 142H203L202 144H203V146H200L201 145V143L199 144ZM238 141V142H237ZM262 141V142H261ZM17 142V143H16ZM103 142V143H102ZM185 143V146H184V143ZM193 142H195V143H193ZM230 142H232V143H236L235 144V146L232 144V143H230ZM240 142H242L241 144L243 145L242 146V148L240 147L241 146V144H239ZM17 145H16V144ZM96 143V144H95ZM182 143H183V146H181L182 145ZM190 144V147H188L189 146V144ZM15 144V145H14ZM23 144H24V146H26L27 148H25V147H23ZM92 144V145H91ZM95 144V145H94ZM102 144H104L103 145V147L101 146ZM178 144V145H177ZM188 144V146H186ZM195 144H197V146L195 145ZM233 146H232V145ZM20 145H21V147H20ZM43 145H45V146H43ZM61 145V146H60ZM73 145V146H72ZM93 145H94V148H93ZM204 145H206L205 147H204ZM218 145V144H217ZM217 145H215V149H216V151H214V152H218L220 149H221V145H218V147L216 148V146ZM13 146H14V148L15 149H13ZM19 146V147H18ZM63 146V147H62ZM166 146H168V147H166ZM172 146V145H171ZM180 146H181V148H180ZM193 146V147H192ZM220 146V147H219ZM248 146V147H247ZM7 147L10 149V151H9V149H7ZM42 147H44V148H42ZM47 147V148H46ZM65 150V151H62L63 149ZM65 147V148H64ZM102 147V148H101ZM199 147H200V150H201V148L202 147H204L203 148V150H201V152H199L198 150H199ZM234 147H235V150H234ZM244 147V148H243ZM246 147V148H245ZM38 148H39V150H38ZM53 148V149H52ZM61 148V149H60ZM71 148V149H70ZM171 149L173 148V146L172 147H170ZM183 148H185L183 151L181 150V149H183ZM189 148H190V150H189ZM193 148V149H192ZM240 148V149H239ZM247 148H252V149H254L253 151H252V149H251V152L252 153H254V155L252 154V153H250V150H248ZM257 148V149H256ZM12 149L13 150H16L15 151V153L12 151ZM79 149H80V151H79ZM99 149V150H98ZM166 149H168L167 151H166ZM237 149V150H236ZM245 149H247V150H245ZM8 150V151H7ZM101 150H102V152H101ZM156 150H157V152H156ZM180 150L182 151V152H180ZM192 150V151H191ZM234 150V151H233ZM38 151V152H37ZM48 151L50 152V154L48 153ZM70 151V152H69ZM166 151V152H165ZM185 151V152H184ZM187 151H191L192 153V156H191V154L188 152V154L186 153ZM230 151V152H229ZM238 151H239V153H238ZM247 151V152H246ZM255 151V152H254ZM7 152V153H6ZM8 152H12L11 154L12 155H14V154H16V155H14L15 157H16V159L14 158V156H12L10 153H8ZM35 152L36 153H38L39 154V152H40V155H38L37 154V156L39 157V158H36L37 156H36V154H35ZM64 154H63V153ZM94 152H96V153H94ZM177 152H178V154H177ZM220 152V151H219ZM217 153V155H219L220 153ZM234 152V154H231V153H233ZM243 152V153H242ZM245 152H246V154H245ZM259 152L261 153V154H259ZM33 153V154H32ZM68 153V154H67ZM70 153V154H69ZM186 153V154H185ZM231 154V155H228V154ZM237 153H238V155H237ZM241 153V154H240ZM32 154V155H31ZM34 154H35V156H34ZM132 154V155H131ZM173 156V158L174 157H176V158H174L173 159V161H172V158L171 159H168V158H170V157H172L171 155ZM181 154H182V156H184V157H182L181 156ZM199 154V155H198ZM251 154V155H250ZM4 155V156H3ZM31 155V156H30ZM70 155H71V157H70ZM73 155V156H72ZM95 155V156H94ZM97 155V156H96ZM166 155V156H167ZM170 155V156H169ZM188 155L189 156H191V157H193L192 159L191 158H189L188 157ZM233 155V156H232ZM9 156V157H8ZM19 156V157H18ZM34 156V158H35V160H37L38 159V161H35V160H33L32 159V157ZM92 156H94V157H92ZM179 158H178V157ZM229 156V157H228ZM236 156H238V157H236ZM5 157H8V158H6V160H5V162H4V159H5ZM42 157V158H41ZM44 157V158H43ZM46 157V158H45ZM65 157V158H64ZM92 157V158H91ZM100 157H101V159H100ZM196 157H198V158H196ZM219 157V156H218ZM228 157V158H227ZM243 157H245L244 159L246 160V162L244 161V159H243ZM252 157V158H251ZM40 158H41V160H43L42 162H41V160H40ZM72 158V159H71ZM83 158V157H82ZM97 158V159H96ZM98 158H99V160H98ZM140 158H142V157H140ZM183 158V159H182ZM194 158H196L195 160H194ZM238 158H240V159H238ZM28 159V160H27ZM30 159L32 160V161H34V163H37L36 165H34L33 164V162H30ZM62 159H64V161L62 160ZM74 159H75V164H74ZM91 159H92V161H91ZM104 161H103V160ZM189 159H191V160H189ZM198 159H202V160H204V161H206L205 163H200V166H201V164H206V166L204 165H202L203 167H204V171H202L203 169H202V167H200L199 166V163H196L197 164V166H195L196 164H194V166H195V168H196V171H194L195 170V168H193L194 166H193V163H192V160H193V162L195 161V162H198L199 160ZM236 159V160H235ZM8 160H11V161H8ZM13 160H15V161H13ZM18 160V161H17ZM40 160V161H39ZM66 160H67V162H66ZM79 160H82V161H79ZM175 160V161H174ZM183 160H185L184 161V163H183ZM216 160H218L219 161V159L217 158ZM249 160V161H248ZM13 161V162H12ZM27 161V162H26ZM30 162V164H29V162ZM71 161H72V163H71ZM189 161V162H188ZM217 161V162H218ZM225 161V160H224ZM235 161H237V162H235ZM8 162H9V165L10 164H12L11 166H9L8 165ZM24 162V163H23ZM41 162V163H40ZM69 162H70V164H69ZM101 162H103V163H101ZM126 164L127 165H129V167L130 168H132L133 166H134V162H133V160H129V158H127V160H126ZM172 162H174V163H172ZM25 165H23V164ZM26 163V164H25ZM31 163H32V165H31ZM97 163V164H96ZM101 163V164H100ZM106 163V164H105ZM161 163H162V160H161V162L159 163V166L161 165ZM172 163V164H171ZM187 163V164H186ZM216 163V162H215ZM214 163V164H215ZM29 164V165H28ZM103 164H105V165H103ZM176 166V168L174 167V165ZM182 164H183V168H182ZM191 164V165H190ZM238 164H240L239 166H238ZM244 164V165H243ZM33 165H34V167H33ZM68 165H70V166H68ZM99 165V166H98ZM186 167H190V166H192V167H190L189 169L188 168H186ZM189 165V166H188ZM207 165H210L209 167L207 166ZM15 166H18V167H21V169H19L18 167L16 168ZM69 168H68V167ZM105 166V167H104ZM171 166H172V168H171ZM201 168V170H200V168ZM213 166V167H212ZM235 166V168H233ZM32 167V168H31ZM84 167V168H83ZM93 167L95 168V167H99L100 169H98V170H101L102 169V171H98L97 170V168L96 169H94L93 170ZM102 167V168H101ZM173 167L175 168V172H178V169H179V172L181 171L180 170V168L184 171H181L179 174H177V173H174L173 172ZM198 167V168H197ZM211 167H212V170H211ZM238 167V168H237ZM29 168H31V169H28ZM66 168H68V169H66ZM108 168V167H107ZM184 168H186V169H184ZM193 168V169H192ZM207 168V169H206ZM240 168H241V171H240ZM82 169H84V170H82ZM103 169H105V170H103ZM188 169V170H187ZM198 169V170H197ZM14 170H16V171H14ZM81 170V171H80ZM97 172H96V171ZM185 170H187L188 172H189V174L187 175L186 174V172L187 171H185ZM214 170V171H213ZM31 173H33L34 174V172H35V174H36V176H35V174L33 175V174H31ZM39 171L41 172V171H43V172H41V173H43V175H41V176H38V174L37 173H39ZM199 171V172H198ZM206 171V172H205ZM239 171V172H238ZM242 171H243V173H242ZM22 172H24V173H22ZM95 172V173H94ZM102 172H104V173H102ZM191 172V173H190ZM217 172V173H216ZM235 172V173H234ZM237 172V173H236ZM244 172H245V176H242V174H244ZM41 173H39V174H41ZM85 174V178L87 177L88 178V176L89 177H91V179H92V183H93V188H98V190H94L93 192H90V191H88V188H87V181H86V179L85 178H83L84 177V175L83 174ZM174 173V174H173ZM183 173L185 174V176L183 175ZM196 173H198V175L200 174H203V175H201L200 177H198V175H195ZM206 173V174H205ZM216 173V174H215ZM232 175H231V174ZM234 173V174H233ZM24 174V175H23ZM25 174H26V178H25ZM46 174V175H45ZM95 174V175H94ZM96 174L98 175V178H96L97 176H96ZM169 175V179H168V175ZM176 174V175H175ZM213 176H212V175ZM238 174H240V175H238ZM32 175H33V177H32ZM92 175H93V177H92ZM174 177H173V176ZM178 175H179V177H178ZM182 175V176H181ZM190 175L192 176L191 177V179H193V180H191V179H188V176H189V178H190ZM215 175H217V176H215ZM221 175V176H220ZM231 175V176H230ZM5 176V177H4ZM207 176V177H206ZM241 176V178H243V180H244V182H243V180L241 179V178H238V177H240ZM6 177H8V178H6ZM24 177V178H23ZM100 177H102V178H100ZM171 177V178H170ZM184 179H183V178ZM202 177H204V178H202ZM216 177H218V178H216ZM233 179H232V178ZM235 177V178H234ZM175 178V179H174ZM186 178V179H185ZM213 178V179H212ZM227 178H224L223 180H224V182H226L227 181ZM236 178H237V181H236ZM20 179H21V181H20ZM27 179H29L30 181L28 182V183H25V181H27ZM83 179L85 180V181H83ZM98 181H97V180ZM182 179H183V181H182ZM188 179V180H187ZM195 179V180H194ZM198 179H200V181L198 180ZM215 179V180H214ZM240 179V180H239ZM246 179V180H245ZM101 181V183H100V181ZM166 180V181H165ZM178 180V181H177ZM189 182H187V181ZM198 180V181H197ZM202 180V181H201ZM235 180V181H234ZM18 181H19V183H18ZM94 181V182H93ZM95 181H96V183H95ZM170 181H173V182H170ZM175 181V182H174ZM181 181V182H180ZM186 181V182H185ZM192 181V182H191ZM193 181L195 182V183H193ZM209 181V182H208ZM238 181H241V182H239L238 183ZM20 182H23V183H20ZM85 182V183H84ZM97 182H99V183H97ZM199 184H198V183ZM204 184V186H203V184ZM208 182V183H207ZM211 182H213V183H211ZM215 182V183H214ZM231 182H234V184H235V186H236V188H233V191H232V188L230 187L231 186ZM30 183L32 184V188H31V185H30ZM95 183V184H94ZM176 185H175V184ZM177 183H178V185H177ZM181 183V184H180ZM187 183H188V185H187ZM206 183L207 184H209V185H206ZM242 184V186H241V184ZM102 184V185H101ZM161 184H162V186H161ZM172 184H173V186H172ZM192 184V185H191ZM225 184V183H224ZM23 185L24 186H27L26 187V189H24L23 188ZM34 185V186H33ZM82 185V187L84 188H81V187H78V186H81ZM152 185V186H151ZM164 185V186H163ZM182 185V186H181ZM211 185H213V187H211ZM29 186V187H28ZM96 186V187H95ZM156 187V188H153L152 189V187ZM180 188H179V187ZM199 186H201V187H199ZM203 186V187H202ZM206 186H207V189L205 190V188H206ZM209 186V187H208ZM234 186V187H235ZM34 187V188H33ZM100 187V188H99ZM173 187H174V189H173ZM185 187V188H184ZM192 187H195L196 189H194V188H192ZM199 187V188H198ZM212 189H211V188ZM4 190H3V189ZM21 188H23L24 189V191H22L24 194H22V192H20L21 191ZM87 188V190H85ZM172 189V190H170L169 192H168V190L169 189ZM189 188V189H188ZM239 188V189H238ZM82 189V190H81ZM159 189V190H158ZM160 189H162V191L160 190ZM182 189V190H181ZM185 189H186V191H185ZM191 189V190H190ZM200 190V192H196L195 190ZM3 190V191H2ZM32 190V191H31ZM79 190V191H78ZM81 190V191H80ZM155 192H154V191ZM196 192V194H195V192ZM201 190H203L204 191V193H202L201 192ZM212 190V191H211ZM243 190V191H242ZM258 190V191H257ZM263 190V191H262ZM98 191H100V194L99 193H97ZM182 191H184V192H186V193H184V192H182ZM192 191V192H191ZM214 191V192H213ZM236 193H235V192ZM32 192V193H31ZM78 192V193H77ZM81 192V193H80ZM95 192V193H94ZM179 192H180V194H179ZM182 192V193H181ZM193 192H194V194H193ZM206 192V193H205ZM209 192V193H208ZM211 192V193H210ZM241 192V193H240ZM26 193V194H25ZM28 193V194H27ZM30 193V194H29ZM87 193V194H86ZM90 193V194H89ZM93 193V194H92ZM150 193H152V194H150ZM156 193L158 194V195H156ZM191 193V194H190ZM201 193V194H200ZM212 193H213V195H215V197H213V199L211 198L213 195H212ZM238 193V194H237ZM153 194H154V196H153ZM159 194H161V195H159ZM165 194V195H164ZM181 196H179V195ZM188 194H190L189 196H188ZM193 194V195H192ZM217 194V195H216ZM259 194V195H258ZM263 194V195H262ZM5 195H6V197H5ZM24 195H26V196H24ZM28 195L30 196V195H32L31 197H28ZM90 195V196H89ZM92 195V196H91ZM156 195V196H155ZM197 195V196H196ZM203 195H204V198H203ZM208 195H210L211 197H209L208 198ZM2 196V195H1ZM59 196H60V198H59ZM94 196V200L96 201V197ZM159 196V197H158ZM168 196V197H167ZM192 197V200L193 201H191V197ZM193 196L195 197L194 199H193ZM218 196L220 197V198H218ZM24 197H26V201L24 200ZM33 197V198H32ZM58 197V198H57ZM90 197H92V198H90ZM156 197H158V198H156ZM166 197V200L164 199ZM206 197H207V199H206ZM239 197V198H238ZM259 197H261V198H259ZM5 200H4V199ZM75 198V199H74ZM170 198V199H169ZM201 198H203L202 200H201ZM234 198V199H233ZM238 198V199H237ZM28 199V200H27ZM32 199V200H31ZM34 199H35V201H34ZM144 200V202L145 203H147V205L146 204H144V202H143V200ZM160 199V200H159ZM161 199H163V200H161ZM177 199V200H176ZM185 199H186V202H185ZM189 199V200H188ZM209 199V200H208ZM213 200V203L211 204V206H210V208H209V202H210V200ZM216 199V200H215ZM20 202H22V203H20ZM24 200V201H23ZM31 202H30V201ZM170 200L172 201V202H170ZM174 200H175V202L177 203L176 205H175V202H174ZM203 200H204V202H203ZM208 202H206V201ZM235 200V201H234ZM242 200V201H241ZM61 201L63 202V203H61ZM94 201V202H95ZM148 201V200H147ZM159 201V202H158ZM165 201V202H164ZM179 201H181L180 203H179ZM189 201H191L190 203H189ZM18 202V203H17ZM36 203V204H34V203ZM186 203V205L188 206L189 204H191V206H189L188 208H187V206H185V203ZM202 203V205L201 206H204V207H201L200 206V204ZM212 202V201H211ZM239 202V203H238ZM241 202V203H240ZM258 202V203H257ZM260 203V204H263V203ZM1 203V204H2ZM25 203V204H24ZM30 203H33V204H30ZM73 203H75V204H73ZM154 203H155V205H154ZM162 203V204H161ZM207 203V204H206ZM235 203V204H234ZM238 203V204H237ZM21 204V205H20ZM74 206H73V205ZM184 204V205H183ZM205 204V205H204ZM22 205H24L23 206V208L21 207ZM48 207H47V206ZM156 207V206H158V207H156V209L153 207ZM164 205V206H163ZM169 205H171L170 207H168ZM175 205V206H174ZM180 205V206H179ZM207 205V206H206ZM216 205V206H215ZM217 205L219 206V208L217 207ZM235 205V206H234ZM181 206H183V207H181ZM213 206H214V208H213ZM72 207V208H71ZM75 207V208H74ZM152 207H153V209H152ZM161 207V208H160ZM175 207V208H174ZM214 209L213 210V213H212V208ZM215 207H216V210H215ZM262 207L264 208V205H262ZM4 208H6L5 210H7V212L4 210ZM21 208V209H20ZM146 208V209H147ZM165 208H167V212H165V210L164 209ZM181 208L182 209H184L183 211L181 210ZM186 208H187V211H191V212H188V215L189 216H191L192 217V220L190 219L191 217H189V216H187V211H186ZM208 208V209H207ZM241 209V211H239V212H241V214L238 212V210L237 209ZM69 209V210H68ZM76 209V210H75ZM96 209V210H95ZM145 209V210H146ZM159 209V211L157 212L156 210H158ZM179 210V212L181 213H179L178 212V210ZM20 210V211H19ZM77 211L76 213H75V211ZM93 210H91V211H93ZM161 210V211H160ZM210 210V211H209ZM258 210V211H257ZM219 211V213H217ZM233 211H235V212H233ZM262 211V212H261ZM155 212H157V213H155ZM160 212H162V213H160ZM164 212V213H163ZM178 212V213H177ZM186 212V213H185ZM232 212H233V214H232ZM258 212V213H257ZM17 213V214H16ZM71 213H72V215H71ZM75 213V214H74ZM159 213V214H158ZM165 213H166V215H165ZM215 213H217L216 214V216H213L212 214H214L215 215ZM236 213H239L238 215L236 214ZM9 214V215H8ZM70 214V215H69ZM79 214V215H78ZM154 214H156V215H154ZM157 214H158V216H157ZM160 214L162 215V216H164V217H162V216H160ZM191 214V215H190ZM259 214H261L260 215V217H262L263 216V219L261 220V218L259 217ZM263 214V215H262ZM13 215V216H12ZM48 215V216H47ZM68 215V216H67ZM79 217H77V216ZM86 216V218H85V216ZM148 215H149V218H148ZM156 216L155 218H153L152 216ZM212 217H211V216ZM224 215V216H223ZM238 216V218L236 217V216ZM44 216V217H43ZM45 216H47V219L49 220H45ZM74 217V218H72V217ZM87 216H88V219H87ZM103 216V217H102ZM166 216H167V219H169L168 221H169V223L168 222H166L167 221V219L166 220H164V224H163V219H165L166 218ZM181 216V217H180ZM218 216H220V217H218ZM223 216V217H222ZM69 217V218H68ZM76 217H77V219H76ZM151 217L153 218V220L154 221H152V219H151ZM182 217H184V218H182ZM228 217H229V220H227L228 219ZM158 218H159V221L160 220H162V221H158ZM162 218V219H161ZM172 218V219H171ZM207 218V219H206ZM224 218V219H223ZM233 218H235V219H233ZM237 218V219H236ZM258 220H257V219ZM13 219V220H12ZM16 219H19V221L18 220H16ZM51 219V220H50ZM157 219V220H156ZM173 219H176V221L175 220H173ZM181 219H182V221H181ZM218 219H220L219 220V222H218V224L219 225H217L216 223H217V221H218ZM233 219V220H232ZM256 219V220H255ZM16 220V221H15ZM77 220H79V222H77ZM156 220V221H155ZM170 220H173L172 222H174L173 224H172V222H170ZM211 220H212V224H211ZM217 220V221H216ZM235 221L236 220V222L234 223V222H232V221ZM245 220H246V222H245ZM248 220V221H247ZM17 221H18V223H17ZM71 221H73V222H71ZM98 221H100V222H98ZM148 221H150V222H153V224H150ZM208 221H209V223H208ZM223 221V222H222ZM231 221V222H230ZM70 222V223H69ZM75 222V224H73ZM101 222H102V224H101ZM155 222H157V223H155ZM179 222V223H178ZM213 222H215V224L213 223ZM220 222H222V224L224 225H222V224H220ZM17 223V225L15 226V224ZM77 223V224H76ZM78 223H79V225L81 224V229H82V233L79 231V227L78 228H76L77 227V225H78ZM167 223V224H166ZM202 223V224H201ZM231 223H233L234 224V226H232L231 227ZM260 223H262V224H260ZM18 224H19V227H18ZM30 224V225H29ZM71 224L73 225V226H75V227H71ZM116 224V225H115ZM157 224V225H156ZM177 224L179 225L178 227H177ZM197 224V225H196ZM214 224V225H213ZM240 224H241V226H240ZM257 224V225H256ZM12 225V226H11ZM29 225V226H28ZM150 225H152V226H150ZM159 225V226H158ZM168 227H167V226ZM195 225H196V228H195ZM199 225V229L197 228V226ZM208 225H211L212 226V228H210L209 230L208 229H206V227H208ZM218 227H217V226ZM227 225V226H226ZM248 225H250V226H248ZM253 225V226H252ZM23 226V227H22ZM100 226H102V227H100ZM164 228H163V227ZM170 226H172V228H170ZM180 226L182 227V229H180ZM194 226V227H193ZM226 226V227H225ZM251 226H252V228H251ZM257 226V227H256ZM8 227H6V229L8 228ZM24 229V230H21L22 228ZM27 227H29V228H27ZM115 227V228H114ZM154 227V228H153ZM168 228V230H169V228H170V230L168 231V230H166L167 228ZM176 229H175V228ZM204 227V228H203ZM210 227V226H209ZM208 227V228H209ZM243 227V228H242ZM246 227V228H245ZM247 227L249 228V232L251 233V235H253V238H255V236H256V238L254 239V243H252V244H249V241H248V243L246 242V237H245V233L244 232H246L245 231V229H247ZM19 228H21V229H19ZM71 228H73V229H75L76 228V230L78 229V231H76L75 232V230H74V232H72V230H71ZM149 228H151V229H149ZM156 228V229H155ZM159 228V229H158ZM162 228H163V234H162ZM194 228V229H193ZM216 228L219 230V231H217L216 230ZM222 228H223V230H222ZM226 230H225V229ZM231 228V229H230ZM258 228L260 229V230H262V231H260V230H258ZM5 229V230H6ZM102 229V230H101ZM118 231V232H121V233H117L116 232V230ZM120 229V230H119ZM164 229H165V231H166V233H167V235H165L164 233ZM175 229V230H174ZM184 229V230H183ZM197 229V230H196ZM206 229V232L204 231ZM230 229V232H234L235 234V236L233 235V233H231V238H230V234L228 235V233L226 234V235H224L226 238H228V236H229V238L230 239H232V240H234L233 242L231 241H229V238L228 239H226V243H225V247H226V250L224 249H222L221 250V246H220V242H218L219 240H220V238L219 237H222V235L223 234H225L226 232H229L228 230ZM244 229V230H243ZM251 229V230H250ZM253 229V230H252ZM261 233V235H259L260 233L257 231V230ZM11 230V231H10ZM18 231V233H17V231ZM101 230V232H100V236H98L99 235V231ZM151 230H153V232L151 231ZM177 230V231H176ZM181 230H183L185 233L187 232V233H189V235H190V233L192 234V235H190V236H188V234L186 233H184L183 231L181 232ZM196 230V231H195ZM199 230H200V233H202V234H200L201 236H199ZM11 232L10 233V235H9V233L7 234V232ZM21 231H23L22 233H21ZM58 231V232H57ZM89 231V233H86V232H88ZM159 231H160V233L162 234H160L159 233ZM173 231V232H172ZM209 231H210V233H211V235H210V233H209ZM215 231H217L216 232V235L218 234V232H221L220 233V235L218 234L217 236H218V239H215L216 237H215V235H213V234H215V233H212V232H215ZM225 231V232H224ZM248 231V230H247ZM259 233H257V232ZM91 232H94V233H92V236H94V238L95 239H92L91 241L93 242H91L90 240V243H88L87 241V237L89 236V237H91ZM98 232V233H97ZM158 232V234H156V233ZM181 232V233H180ZM229 232V233H230ZM74 233H75V235H74ZM117 233V234H116ZM172 235H171V234ZM174 233H177V234H175L174 235ZM182 233H184V234H182ZM197 233V234H196ZM204 233H206L205 235V237H208V236H214V237H208V238H210V239H208V240H205V239H207V238H205V237H202V236H204L203 234ZM209 233V234H208ZM244 233V234H243ZM255 233V234H254ZM256 233H257V235H259V236H257L256 235ZM18 234H19V237H18ZM21 234V235H20ZM90 234V235H89ZM121 234V236L122 237H120L119 235ZM152 234V235H151ZM170 234V235H169ZM181 234L183 235V236H185V237H179V235L181 236ZM240 234V235H239ZM23 235V236H22ZM71 235H73L75 238L77 237V238H79V240L78 239H75L73 236V238L71 237ZM102 235V236H101ZM159 235H161V236H165V237H167V238H171L170 239V241H169V239H168V244H167V241H165V240H167V238L166 239H164L163 237L162 238H160L161 236H159ZM197 235H198V237L200 238H197ZM263 235V236H262ZM79 236V237H78ZM106 236V237H105ZM178 236V237H177ZM195 238H193V237ZM16 238V240H19L18 242H16V240H15V238ZM18 237V238H17ZM22 237V238H21ZM119 237V238H118ZM158 237H159V239H158ZM174 237H175V240H174ZM189 238V240L192 242V244H190V241H189V243H188V238ZM244 237V238H243ZM259 237V238H258ZM262 237V238H261ZM14 238V239H13ZM22 239L21 240V243H20V239ZM80 238H81V240H80ZM110 238H114V239H110ZM176 238H178V240H177V242H176ZM182 238H184L185 240H187V241H185L184 239H181ZM237 238H241L240 240H241V242H240V240L239 239H237ZM243 238V239H242ZM261 238V239H260ZM108 239V240H107ZM110 239V240H109ZM155 239L156 240H158V241H156V242H154L155 241ZM195 241H194V240ZM211 239H212V241H211ZM215 239V240H214ZM258 239H259V241H258ZM11 240H13V241H11ZM79 241V243L77 244V242ZM113 240V241H112ZM160 240H162L165 244H167V245H165V246H172V243L174 242V244L175 245H177V247H179L180 249V253H183V254H181V256L179 255L178 256V254H179V252L177 251V252H174V250H173V247L174 246H172V247H169V249L167 248V247H163V248H161L159 245H160ZM173 240V241H172ZM180 240V241H179ZM217 240V242H218V244H219V246L217 245V243L215 242L214 243V241H216ZM235 240H236V242H235ZM239 240V241H238ZM245 240V241H244ZM257 240V241H256ZM15 241V242H14ZM77 241V242H76ZM80 241H81V243H80ZM150 241V242H149ZM160 241V242H159ZM178 241H179V243H178ZM204 241H208L209 243H207V242H204ZM221 241V240H220ZM228 241V242H227ZM244 241V242H243ZM75 242H76V244H75ZM181 242V243H180ZM194 242H197L195 245L196 246H199V247H195L194 246ZM238 242V243H237ZM263 242H264V240H263ZM20 243V244H19ZM91 243H92V247H89V245L88 244H90V246H91ZM120 243V242H119ZM206 243V244H205ZM242 243V244H241ZM22 244V245H21ZM153 244V245H152ZM173 244V245H174ZM202 244H203V246H202ZM205 244V245H204ZM212 246H211V245ZM228 246H227V245ZM80 245V246H79ZM86 245V246H85ZM87 245H88V247H87ZM95 245V246H96ZM206 245H207V247H206ZM242 245V246H241ZM245 245V246H244ZM264 245V244H263ZM98 246V245H97ZM209 246V247H208ZM211 246V247H210ZM239 246V247H238ZM251 246V247H250ZM256 246H258V247H256ZM113 247H115V248H113ZM149 247V248H148ZM154 247V248H153ZM217 247V248H216ZM220 247V251L221 252H218L217 251V249ZM224 247V248H225ZM245 247H248L247 249L245 248ZM251 248V250H250V248ZM88 250H87V249ZM113 248V249H112ZM161 248V249H160ZM191 248H192V250L193 251H198V253L200 254V253H202L203 251V254H200V255H198V253H197V255H198V257L197 256H195V254L196 253H193L192 254V250H191ZM194 248V249H193ZM195 248H200V250H198V249H196L195 250ZM203 248V249H202ZM213 250V252H212V250ZM244 248V249H243ZM255 248V249H254ZM257 248V249H256ZM114 249H115V251L119 254H115L114 253ZM168 250V251H160V257H157L156 258V256L155 255H153V253L155 252L156 253V251H158V250ZM206 249H210L211 251H207ZM229 249V250H228ZM241 251H240V250ZM249 249V250H248ZM253 249V250H252ZM261 249V248H260ZM264 249V248H263ZM233 250H234V252H233ZM246 250V251H245ZM52 251H53V253H52ZM151 251V252H150ZM170 251H172V252H170ZM214 251L217 253H214ZM222 251H225L224 253H222ZM235 251H236V253H235ZM249 252V256H247L248 255V252ZM119 252H121V253H119ZM174 252V253H173ZM187 252H189V254H187V255H189V256H186L185 257V254L187 253ZM191 252V253H190ZM227 252V253H226ZM239 252V253H238ZM252 252V253H251ZM255 254H254V253ZM257 252V253H256ZM259 252V253H258ZM261 252V253H260ZM55 253V254H54ZM87 253V254H86ZM147 253V254H148ZM167 253V254H166ZM176 253H178L177 255H176V257H175V255L174 254H176ZM222 253V255H220ZM231 254V255H227V254ZM245 253V254H244ZM247 253V254H246ZM263 253H264V251H263ZM97 254H99L98 256H97ZM172 254L174 255V258H173V256H172ZM207 255L208 257H210V255L209 254H216V255H211V257L210 258H208L207 256H205L204 258L206 259H204L203 257H201V255ZM233 254V255H232ZM237 254V255H236ZM242 254V255H241ZM244 254V255H243ZM54 255V256H53ZM153 255V256H152ZM164 255H165V258H164ZM168 255V256H167ZM191 255H192V258H191ZM218 255L220 256V258H218L217 259V257H218ZM236 255V256H235ZM257 255H259V256H257ZM260 255H261V257H260ZM97 258H96V257ZM115 256V257H114ZM149 256V255H148ZM149 256V257H150ZM215 256H217V257H215ZM225 256V257H224ZM243 256V257H242ZM250 256H252V257H250ZM263 256V257H262ZM37 257V258H36ZM168 257V259H170V257H172V261H171V259L169 260L170 261V263H168L169 261H168V259H166ZM199 259V257H201L200 259H199V262H198V260L197 261H195V259ZM208 259H207V258ZM230 257V258H229ZM235 257V258H234ZM249 257V258H248ZM258 257H260V258H263V259H260V258H258ZM58 258V259H57ZM180 258V259H179ZM193 259V261L191 260V259ZM216 258V259H215ZM233 259V261H232V259ZM251 258V259H250ZM257 258H258V260H257ZM56 259H57V261H56ZM162 259H164V261H162ZM166 259V260H165ZM204 259V261H202V260ZM209 259H215L216 261L218 260L219 262H216L215 260L213 261H211L210 262V260ZM129 260V261H128ZM200 260L202 261L201 263H200ZM208 260V262H206ZM226 261V263H225V261ZM248 260H250L249 262H248ZM115 261V262H114ZM126 261H128V263L126 262ZM159 261V262H158ZM168 261V262H167ZM174 261H176V262H174ZM237 261V262H236ZM240 261V262H239ZM243 261V262H242ZM258 261V262H257ZM125 262V263H124ZM242 262V263H241ZM245 262H247V263H245ZM255 262V263H254ZM110 263V264H111ZM165 264V263H164ZM221 264V263H220ZM250 264V263H249Z\"/></svg>", "mask_w": 264, "mask_h": 264}, {"label": "bare ground", "instance_id": "obj_2", "mask_svg": "<svg viewBox=\"0 0 264 264\" xmlns=\"http://www.w3.org/2000/svg\"><path fill=\"white\" fill-rule=\"evenodd\" d=\"M29 1V0H28ZM45 1H47V5L51 8L53 5H55L54 6V9H55V7H57V5H58V0H31V2H33V4H35V5H38V7L39 6H41L42 8L43 7H45V6H43L44 5V3H45ZM69 1V4L70 3H73V2H78V0H68ZM67 1V2H68ZM71 1V2H70ZM81 1V0H80ZM86 1V0H85ZM90 1V4L94 1V0H89ZM97 1V0H96ZM99 1V0H98ZM102 1V0H101ZM104 1H107V0H104ZM111 1V0H110ZM122 1V0H121ZM126 1V0H125ZM124 1V2H125ZM135 1V0H134ZM145 0H143V2H144ZM166 1V0H165ZM175 1V0H174ZM181 2H182V0H180ZM184 1V0H183ZM195 1V0H194ZM226 2H223V3H220L221 4V6H222V10L220 9V15L218 16V17H214V19L217 21L216 23H218V25H216L215 24V28L216 29H220V30H218V33H220L221 32V34L223 33V38H224V36L226 35V39L229 37V35H230V37H229V40H231L230 42L231 43H233V49L232 48H230V46H228V47H226V45L228 44L227 42H229V40L225 43V41H224V48H229L230 50H231V52L230 51H228L227 52V50L228 49H226V51L224 52V50H223V52L222 53H228L229 54V52H230V60H229V65H226L225 67H224V69H226V71H228V73L226 74V75H224L223 74V72H224V69L222 70V67H221V63H220V61H219V63L220 64H218V62H217V64L215 63L214 65H208V66H211V68L209 69V71L210 72H212V74H213V76L216 78V80H217V78H218V80L217 81H219V77L221 76V77H223L222 79H221V81H219L220 83H218L219 84V87H218V90L215 92H213V94L212 95H209L210 96V102H209V105L210 106H208L207 107V109L206 110H204L203 109V104L201 105L202 107H200L199 109H203V112H201V116H202V118L203 119H201V120H203V122L205 123V125H207V126H209V128H210V130H211V134L209 135V136H206V138H207V145H208V149L206 148V151L204 152V154L205 155H203V153H201L202 154V156H204V157H200V158H205V160L206 161H208V162H210V163H213V165H215L214 167H215V170H216V168L218 169L217 171H218V175H219V172L220 173H225L224 175H225V177H223L222 176V178H220L221 180L219 181V183L218 184H221V186L219 185V187L217 188V190L215 191V192H217V194L218 195H221L222 196V202L220 201L219 202V199H215L216 200V202H214L213 203V197H215V195H213V193H212V197L210 196V195H208V198L209 197H211L212 199L210 200V202H209V208H210V206H211V204L213 203V205L214 204H219V203H221V211L223 212V214L225 215L226 214V217H225V219L227 218V216L230 214V211H232V209H234V207H233V201H232V203H231V194H230V192L228 193L226 190L224 191L223 189H224V186H227V189H229V179L227 178V175L229 174V171H231L232 169H231V165H233V163L232 164H229V163H231L230 161L232 160L231 159V157H230V159H228V160H230L229 161V163H227L228 162V160H227V162H226V159H224V158H226L225 156L227 155L226 154V152H227V150L228 149H230L231 147H228V144L229 143H226L225 142V140L227 141V139H228V137H229V139H231V141L233 140L232 138L234 137V136H236V135H233V137H231V135L229 134L227 137H226V139L224 138V136H225V134L227 135V133H225L224 135H222V136H220V132L223 130H221L220 129V126H225V124L226 123H224L223 124V119L224 118H226V116L228 117L230 114H234V115H236V117H239L238 115H240L241 114V111H240V109L238 110V104H236L235 103V106H237V108H235V106H234V104H233V102H235L234 101V98L236 97L237 99H238V97L237 96H235V97H233L232 96V88H234L233 87V85H234V71H235V65H236V61H237V58H238V54H239V47H241V49H243L244 48V43H245V38H246V36L248 37H250V33H254V31H255V28H253V27H255V24H257V25H259V21H260V17H261V15H259V17H249V16H247L246 15V13L245 12H243L244 10H240V8L238 9H235L236 7H237V4H235V8L233 9V12H234V10H235V12L238 14V16L237 17H229V15H228V12H227V8H229L230 6H231V2L229 1V0H225ZM238 1V0H237ZM244 1H247V0H244ZM255 2V4L254 5H258V3H256V1L257 0H254ZM259 1V0H258ZM257 1V2H258ZM264 1V0H263ZM31 2H29L30 4H31ZM65 2V1H64ZM81 2H83V4H84V6H85V4L87 5V4H89V3H84V1H81ZM120 2V1H119ZM137 2V0L135 1V2H133V3H136ZM151 2V6H150V3ZM169 3L168 4H171V6L175 3H173V1L171 2V1H168ZM178 2V1H177ZM176 2V3H177ZM187 2V1H186ZM185 2V3H186ZM193 2V1H192ZM214 2H215V0H214ZM220 2V1H219ZM250 2H251V0H250ZM4 4H5V2H3ZM6 5H4L3 4V6H2V8H1V13H0V15L2 14V19H3V17L5 18L4 19V21L2 22V23H0V25H1V27H0V57L1 58H3L4 60L5 59H11L12 61H14V63L15 64H17V65H20L21 66V69H22V79H21V81H22V83L23 84H27V85H29V88H30V86H33L34 84H36V83H34L35 82V80H33L34 78V75H35V73H34V75L32 74L36 69H39V68H41V64L43 63V64H45V62L46 61H48V60H46V61H43V57L44 56H42V55H40V54H32L31 53V51L30 50H25L24 48H23V45H21L22 46V48L21 49H19V48H17L16 47V45H14L13 47L11 46V44L13 43V42H11L9 45H10V50H8V51H5V50H3V49H1V47L3 46V44L4 43H6V41L8 42V40H7V37H6V35H5V31H7V30H10V32L12 31L11 29L13 28V27H15V22H21V24H22V22L23 21H25V17H28V16H30V15H27V10L30 8H28V5L29 4H25L24 2H23V0H21V1H19V0H6ZM28 3V2H27ZM99 3H100V5L102 6V4H104V3H101L100 1H99ZM98 3V4H99ZM111 3V2H110ZM123 3V2H122ZM129 3V2H128ZM132 3V4H133ZM138 3V2H137ZM136 3V4H137ZM148 3V2H147ZM149 6L150 7H148L149 8V11L147 12V15H146V18H147V20L146 21H144L143 22V24H142V32L141 31H139V32H141L142 34L140 35V40L136 43V47H135V43H134V41L132 42V44L128 41L129 39V37H128V34L130 33V30L132 29V27H131V29H127L126 31H124V34L119 30V33L121 32L122 33V41H124V43L126 44L127 42H128V44L130 43L132 46H134L135 48H136V50L135 49H133V47H132V51L131 50H129V52L132 54V56L134 55V56H136V61H135V66H133V63H132V71L131 70H129V71H127L126 72V77L128 78V80H127V82L129 83V85L131 86V97H129L130 95H128L127 97L129 98V101H128V110H127V113H128V115H130L129 117H130V119H131V121H133V123H134V131H132V136H135V138L137 139V143H136V145L138 146V152H140V153H138L139 155H137V156H139V158H137V159H135V158H133L132 156H129V152H128V150H127V148H126V141H125V135L124 136H122V134H121V132L119 131V130H115V129H113V131H112V134H110V135H112V143H113V152H111V150L110 149H106L105 148V146H104V148L102 149L103 150V158H104V160H105V162L108 164V168L106 167L105 169H106V176H103V177H105V180H104V183H103V186H102V188L100 189L102 192H101V196H99V197H96L95 196V194H93L96 198V201L94 200V196H93V200L91 199V202H93V203H89L90 202V199H89V201H87V197L85 198V196L81 193V194H79V196L77 197V199L75 200L76 202V206H77V208L76 209H79V211L81 210V211H83V212H85V214L87 215V214H90L91 212H94V210H93V208L92 207H94V205L95 206H97V207H101L102 209H104V218H105V221L104 220H102L101 219V221H103V230H102V232H101V230L99 231V235L98 236H100V232L102 233V235H110V234H112V233H114V231H113V222H115L117 225H118V227H120V229H121V232H122V236H123V238H121L122 240H118L119 242H117L116 241V243L114 242V246L116 247L117 245L119 246V248H118V246H117V248L122 252H119V253H121V258H122V260L123 259H125L126 257H129V256H131V260H132V263L133 264H147L148 263V261L151 259V258H153V257H151L150 256V254L152 253L151 251V253L149 254L148 252H149V249H147V248H145L144 247V244H145V242H146V239H145V235H146V231H147V228H148V225H147V215H145V211H148L149 209L147 208V207H149V205H147V203H145L144 202V200H143V202H144V204H146L147 205V209L146 208H142V206H141V204H139V201H140V203H141V199L140 198H143L144 197V199L146 198L147 200H145L146 202H148V203H150L151 201H154V200H156V199H153V200H151V201H149L150 199H152L151 197L149 198V196H151V195H149V192H150V190L149 189H151V187H149L150 186V183L152 184L153 182H152V180L153 179H159L160 180V182H162V181H164V179H165V173L166 172H168V174H169V171L170 172H172L171 170H169V168H170V161H168L167 160V157H168V153H166V154H164V153H158V154H156L155 152H154V150L153 151H151V149H160V147L161 148H163V146H164V149H165V144L166 145H168V146H170V147H172L173 146V148L171 149L170 147L168 148V149H170L169 150V152L171 151V150H173V149H175V150H179V149H177L176 148V143H174V142H170L171 140H176V138H175V136L173 135V136H171L170 137V135L171 134H178V136L181 138V132H179V129H180V127L179 128H177L178 130H177V132L175 133H171V130H172V128H173V131H174V128H176L175 127V125H176V121H174L175 120V117L177 116V108H178V112H180V109H181V107L183 106V104H182V101H180L181 103H179V100L180 99H182V97H177L176 96V89H177V84H178V80L176 79L177 77V75L175 76L174 74H175V69H178V68H180V70L179 71H184L185 73H184V75H183V77L182 78H188V74L189 73H191L190 71H189V73L187 74L186 73V71H188L187 69H188V67H189V63H187L188 62V60H181L180 59V55H182V53L184 52V47H183V43H182V34H181V31H179V29H177L178 27H180V25H185L186 24V22L188 21V19H186L187 17H179V11H178V7H180V9H181V6L184 4L183 2V4L182 3H179L178 2V4L180 5V6H178L177 8H175V9H177V10H170L169 9V7L167 8L165 5H164V0H149ZM195 3V2H194ZM238 3V5H240V3H242V0H239V2H237ZM260 3V2H259ZM262 3V2H261ZM67 4V3H66ZM75 4V3H74ZM78 4H79V2H78ZM81 4V3H80ZM79 4V5H80ZM94 4H95V2L93 3V7H94ZM98 4H96V5H98ZM106 4V3H105ZM117 4V3H116ZM132 4H131V8H132ZM135 4V5H136ZM141 4V3H140ZM140 4H137V5H139L140 6ZM177 4V5H178ZM182 4V5H181ZM234 4V3H233ZM251 4V3H250ZM61 5H64V4H62L61 3ZM73 5V4H72ZM76 5V4H75ZM107 5H109V4H107ZM106 5V6H107ZM134 5V4H133ZM135 5L133 6V7H135ZM136 5V6H137ZM143 5H145V3L143 4ZM166 5H167V2H166ZM176 5V6H177ZM217 5V4H216ZM257 5H256V7H257ZM262 5V4H261ZM78 6V5H77ZM82 6V5H81ZM89 7H90V5H88ZM91 6H92V4H91ZM105 6V7H106ZM126 6H128V4L126 5ZM165 6V7H164ZM174 6V5H173ZM187 6H188V3H187ZM69 7V6H68ZM75 7V6H74ZM83 7V6H82ZM87 7V6H86ZM86 7H84V11H85V15H86V12H88V17H87V22L89 21V22H91V24H93V25H96V24H101V17H97L98 15H96L97 14V12H96V14H94L93 12L91 13V11L94 9L93 7V9H91V11L89 12L88 10L86 11ZM89 7H87V8H89ZM96 7V6H95ZM142 7V6H141ZM141 7H139V8H141ZM239 7V6H238ZM242 7V6H241ZM244 7L245 6H243V8H241V9H244ZM249 7H251V6H249ZM263 7V6H262ZM72 7H70V9H71ZM91 8V7H90ZM97 8H98V6H97ZM106 8H109V9H111L109 6L108 7H106ZM148 8H147V10H148ZM171 9H174L173 7H170ZM182 8H184V7H182ZM192 8V7H191ZM216 8V7H215ZM70 9H69V12H70ZM79 9V8H78ZM78 9L76 10V11H78ZM179 9V10H180ZM186 9H188L187 7H186ZM193 9V8H192ZM191 9V10H192ZM217 9V8H216ZM231 10H232V8H230ZM230 9H229V11H230ZM248 9V8H247ZM251 9V8H250ZM256 9V8H255ZM258 9V8H257ZM34 10V9H33ZM36 10V9H35ZM43 10H45V9H43ZM49 10V9H48ZM51 10H53V9H51ZM94 10H96V9H94ZM99 10H101V9H99ZM113 10V9H112ZM115 10V9H114ZM130 10V9H129ZM136 10H137V8H136ZM135 10V11H136ZM161 10H165V12L170 16V17H168L169 18V20H168V18H167V20L168 21H165L164 20V17H165V15H167V14H165V12H163L165 15H163L164 17H163V22H161L160 20L161 19H159L160 17L159 16H161V15H159L158 17L156 16V17H154L155 16V14H156V11H161ZM195 10V9H194ZM194 10H192V11H194ZM29 11V10H28ZM30 11H32V4H31V10ZM42 11V10H41ZM58 11V10H57ZM72 11V10H71ZM103 11V10H102ZM125 11V10H124ZM130 11H133V9L132 10H130ZM134 11V12H135ZM141 11V10H140ZM181 11V10H180ZM187 11V10H186ZM186 11H184V12H186ZM196 11V10H195ZM217 11V10H216ZM253 11V10H252ZM257 11V10H256ZM261 11H262V9H261ZM53 12H55V11H53ZM82 12V11H81ZM99 12V11H98ZM109 12V11H108ZM111 13H112V11H110ZM109 12V13H110ZM121 12V11H120ZM137 12H138V10H137ZM143 12V11H142ZM197 12V11H196ZM77 13V12H76ZM75 13V14H76ZM80 13V12H79ZM100 13V12H99ZM116 13H119V12H117L116 11ZM187 13V12H186ZM192 13H194V14H196L197 15V13H195V12H192ZM249 13V12H248ZM54 14V15H53ZM74 14V13H73ZM74 14V15H75ZM120 14V13H119ZM131 14H133V13H131ZM139 14V13H138ZM189 14H191V13H189ZM64 15V14H63ZM71 16V18H72V20H71V22H70V20H69V22H67V23H69V24H67V25H69V28H67L66 26H64L62 23H61V16L56 12V14L55 13H52V17L53 16H55L56 18H57V22L59 23V25H61L62 24V26H64V27H66L67 29H65L66 30V32H67V36L69 37H72V35H76L77 34V36L78 35H81L80 34V32L79 31H81V30H86L87 31V33L86 34H88V44H87V46L83 49V48H80L79 49V51H82L83 50V52H84V57H85V59L84 60H80V55H79V60H80V62H78V63H80V67H79V69L81 68V74H83V77L82 76H80V78L82 77V78H84L85 77V75L86 76H89L90 74H93V73H91V71H95L94 69L93 70H91V68H94V67H91L92 66V64H90V62H92L94 59H96V60H98V61H100V60H102L101 59V54L100 55H98V53H101V52H99L98 51V53H96L97 51H94V47H95V49L96 50H98L99 49V47H97L96 48V45L98 44V41L99 40H95V35H97V34H94V32L95 33H97L94 29H93V26L92 27H89L88 26V24H87V22L86 23H84V25L85 24H87V29H85V28H82V27H80V25H79V23H76L75 22V20H77V18L74 20V18H73V16H72V14H70ZM118 15V14H117ZM142 15V14H141ZM187 15H188V13H187ZM31 16H32V14H31ZM76 16V15H75ZM101 16V15H100ZM104 16V15H103ZM102 16V17H103ZM120 16V18H122V19H124L123 17H121V15H119ZM186 16V15H185ZM191 16V15H190ZM252 16V15H251ZM35 16H33L32 18L35 20V18H34ZM39 17H42V15H39ZM77 17V16H76ZM79 17V16H78ZM84 17V16H83ZM112 17V16H111ZM134 17V16H133ZM139 17V16H138ZM192 17V16H191ZM197 17V16H196ZM29 18V17H28ZM27 18V19H28ZM44 18V17H43ZM68 18V17H67ZM104 18H106V17H104ZM119 18V17H118ZM145 18V17H144ZM144 18H142V19H144ZM145 18V19H146ZM159 19V21L158 22H156V20L155 19ZM162 18V17H161ZM193 19H195L194 17H192ZM202 18V17H201ZM209 18V17H208ZM210 18H212V17H210ZM26 19V21H28ZM33 19H31L30 18V20H33ZM37 19V18H36ZM55 19V18H54ZM69 19V18H68ZM111 19V18H110ZM117 19V18H116ZM264 19V18H263ZM29 20V21H30ZM64 20V19H63ZM109 20V19H108ZM120 20V19H119ZM126 20V19H125ZM200 22H202L200 19H198ZM28 21V22H29ZM45 21V20H44ZM50 22H51V20H49ZM54 21V20H53ZM104 21V20H103ZM112 21H114L113 19H112ZM112 21H111V23H112ZM116 21V20H115ZM134 21V20H133ZM196 21V20H195ZM194 21V22H195ZM27 22V24L26 25H28L29 23L31 24V22H29L28 23ZM37 22V21H36ZM56 22V21H55ZM105 22V21H104ZM108 22V21H107ZM107 22H106V24H107ZM110 22V21H109ZM118 22V21H117ZM122 22V21H121ZM123 22H124V20H123ZM122 22V23H123ZM142 22V21H141ZM261 22V21H260ZM57 23V24H58ZM61 23V24H60ZM64 23V22H63ZM80 23H81V21H80ZM136 23V22H135ZM262 23H264L263 21H262ZM261 23V24H262ZM19 24V23H18ZM24 24V23H23ZM44 24V23H43ZM123 24H125V23H123ZM126 24H127V22H126ZM129 24H130V22H129ZM195 24V23H194ZM202 24V23H201ZM25 24H24V26H26ZM37 25H39V24H37ZM56 25V24H55ZM58 25V26H59ZM113 25V24H112ZM115 25V24H114ZM113 25V26H114ZM117 25V24H116ZM137 25H138V22H137ZM140 25V24H139ZM197 25V24H196ZM264 25V24H263ZM23 26V27H24ZM34 26V25H33ZM61 26V27H62ZM109 26V25H108ZM126 27H125V29L127 28V25H125ZM157 26H159V29L161 28V29H163V34H165V37L163 36L162 37V35H160V37H162V38H160L161 39V41H160V39H159V47H161V48H165L166 46H168L172 51H173V54L172 55H169V53L170 52H166L167 54L163 57V59H161V57L159 58L158 56H159V54H160V52H159V54H157L156 53V51H155V48L153 49L152 48V44H151V40L149 41V38L151 37V34H152V30H155V27H157ZM192 26V25H191ZM199 26V25H198ZM217 26H219V27H217ZM23 27H21V28H23ZM30 27V26H29ZM60 27V26H59ZM63 27V28H64ZM134 27H136L137 28V26H134ZM190 27V26H189ZM188 27V28H189ZM26 28V27H25ZM28 28V27H27ZM41 28H42V26H41ZM50 28V27H49ZM96 28H97V26H96ZM109 29H110V27H108ZM108 28H106V29H108ZM112 28V27H111ZM123 28H124V25H123ZM183 28V27H182ZM195 28V27H194ZM199 28V27H198ZM17 29V28H16ZM19 29V28H18ZM32 29V28H31ZM55 29V28H54ZM60 29V28H59ZM62 29V28H61ZM124 29V30H125ZM159 29H158V31H159ZM191 29V28H190ZM196 29V28H195ZM214 29V28H213ZM215 29V31H217ZM251 29V30H250ZM264 29V28H263ZM15 30V29H14ZM26 30V29H25ZM37 30V29H36ZM97 30V29H96ZM117 29H116V33H117V31H118ZM134 30V29H133ZM140 30V29H139ZM189 30V29H188ZM197 30V29H196ZM195 30V31H196ZM199 30V29H198ZM21 31V30H20ZM23 31V30H22ZM183 31V30H182ZM192 31H193V29H192ZM200 31V30H199ZM198 31V32H199ZM260 31V30H259ZM12 32H14V31H12ZM29 32H30V30H29ZM28 32V33H29ZM31 32H33V31H31ZM82 32V31H81ZM107 32V31H106ZM109 32H110V30H109ZM111 32H115L114 30L113 31H111ZM132 32V31H131ZM155 32V31H154ZM153 32V33H154ZM256 32H258V31H256ZM79 33V34H78ZM101 33V32H100ZM100 33H98V34H100ZM134 33H135V31H134ZM133 33V34H134ZM161 33H162V31H161ZM201 33V32H200ZM213 33V32H212ZM261 33V32H260ZM15 34H16V31H15ZM30 34V33H29ZM62 34V33H61ZM84 34V33H83ZM115 34V33H114ZM131 34V33H130ZM158 34V33H157ZM157 34H155V35H152V36H159V35H157ZM160 34V33H159ZM170 34V35H169ZM204 34H206V33H204ZM19 35V34H18ZM132 35V34H131ZM135 35V34H134ZM136 35H137V33H136ZM168 35V36H167ZM174 35V38L175 37H177V40H176V42L175 43H171V38L168 40V38H169V36L170 37H172ZM87 35H85V37H86ZM104 36V35H103ZM106 36V35H105ZM104 36V37H105ZM130 36V35H129ZM190 36V35H189ZM260 36H261V34H260ZM10 37H11V34H10ZM9 36H8V38L10 39V40H12L11 38H10ZM28 37V36H27ZM42 37V36H41ZM58 37V36H57ZM67 37V38H68ZM80 37V36H79ZM79 37H77V39L79 40ZM108 37V36H107ZM113 37V36H112ZM118 38H119V36H117ZM121 37V36H120ZM133 37V36H132ZM132 37H130L131 39H132ZM168 37V38H167ZM202 37V36H201ZM209 37V36H208ZM216 37V36H215ZM219 37L221 38V35H219ZM232 37V38H231ZM262 37H263V35H262ZM66 38V39H67ZM73 38V37H72ZM82 38V37H81ZM84 38V37H83ZM97 38V37H96ZM101 38H103V37H101ZM167 38V39H166ZM218 38V37H217ZM219 38V39H220ZM231 38V39H230ZM28 39H30V38H28ZM35 39V38H34ZM51 40H52V38H50ZM65 39V38H64ZM69 39V38H68ZM67 39V40H68ZM109 38H107V40H108ZM112 39V38H111ZM111 39H109V41L111 40ZM130 39V40H131ZM138 39V38H137ZM157 39V38H156ZM203 39H204V37H203ZM260 39V38H259ZM59 40V39H58ZM57 40V41H58ZM67 40H65V41H67ZM82 40V39H81ZM80 40V41H81ZM134 40H136V38L134 39ZM158 40V39H157ZM156 40V41H157ZM199 40H200V38H199ZM217 39H215L214 41H216ZM225 40V39H224ZM257 39L253 36V37H251L250 38V43H251V41H252V43H256L257 41H259V40H257ZM21 41V40H20ZM44 41H45V39L44 38H42V45L44 44ZM70 41H71V39H70ZM75 41V40H74ZM84 41V40H83ZM86 41V40H85ZM103 41H104V39H103ZM174 41V40H173ZM203 40H201V42H202ZM205 41V40H204ZM219 41H221V40H219ZM248 41H249V38H248ZM264 41V40H263ZM263 41H261L260 40V42L262 43V44H264V42ZM24 43H26L25 41H23ZM31 42V41H30ZM117 42H118V40H117ZM200 42V43H201ZM222 42V41H221ZM229 42V43H230ZM20 43H22V42H20ZM67 43H68V41H67ZM81 43H82V41H81ZM81 43H79L77 40L75 41V44H76V46L78 47ZM110 43H111V41H110ZM109 43V44H110ZM120 43V42H119ZM123 43V42H122ZM121 43V44H122ZM152 43L154 44V43H156L155 41H153L152 40ZM158 43V42H157ZM157 43H156V46H158L157 45ZM190 43H193V42H190ZM197 43V42H196ZM199 43V45H202V44H200ZM216 44L218 43V42H215ZM51 44H52V41H51ZM57 44V43H56ZM85 44V43H84ZM100 44H102V43H100ZM100 44H98V45H100ZM105 44H106V41H105ZM108 44V45H109ZM194 44H195V42H194ZM209 44V43H208ZM221 44V43H220ZM226 44V45H225ZM19 45V46H20ZM26 45V44H25ZM61 45V44H60ZM59 45V46H60ZM66 45V44H65ZM97 45V46H98ZM155 45V44H154ZM207 45V44H206ZM212 45V44H211ZM246 45V44H245ZM253 45V44H252ZM255 45V44H254ZM253 45V46H254ZM257 46L256 47H259L258 45H259V43L257 42V44H256ZM7 46H8V43H7ZM49 45H47L46 46V44L41 48V50H45V49H48L47 47H48ZM75 46V47H76ZM107 46V45H106ZM112 46H114V45H112ZM112 46H111V48H112ZM116 46V45H115ZM192 46V45H191ZM218 46H219V44H218ZM27 47V46H26ZM32 47H33V45L31 46V49H32ZM65 47V46H64ZM103 47V46H102ZM105 47V46H104ZM103 47V48H104ZM109 47V46H108ZM107 47V48H108ZM124 47V46H123ZM126 47H127V45H126ZM131 47V46H130ZM187 47V46H186ZM189 47V46H188ZM214 47V46H213ZM235 47H237V49L236 50H234V48ZM255 47V46H254ZM255 47V49H258V48H256ZM37 48H38V46H37ZM37 48H34V50L35 51H37ZM57 48V47H56ZM111 48H110V52H111V55L113 54V56L115 55V53L116 52H114L113 50H115V49H113V50H111ZM204 48V47H203ZM223 48V47H222ZM253 48V47H252ZM67 50H68V48H66ZM78 49V48H77ZM101 49V48H100ZM121 49V48H120ZM156 49H158V48H156ZM160 49V48H159ZM189 49V48H188ZM187 49V50H188ZM218 49V48H217ZM249 49H250V47H249ZM38 50H39V48H38ZM54 50V49H53ZM53 50H51L50 51V55H51V53H52V51ZM64 50V49H63ZM70 50H72V49H70ZM103 50H105V49H103ZM103 50H100V51H103ZM117 50V49H116ZM124 50V49H123ZM191 49H189V51H190ZM214 50H216V48L214 49ZM213 50V48H212V51H211V53L214 51ZM263 50V49H262ZM57 51V50H56ZM105 51H107V50H105ZM120 51V50H119ZM126 51V50H125ZM208 51H209V49H208ZM217 51V50H216ZM221 51H222V49H221ZM220 51V52H221ZM247 51V50H246ZM251 51V50H250ZM253 51V50H252ZM257 51V50H256ZM264 51V50H263ZM108 52V51H107ZM124 52V51H123ZM164 52H165V50H164ZM187 52V51H186ZM186 52H184L185 54H186ZM210 52V51H209ZM258 52H259V50H258ZM33 53H35V52H33ZM47 53H49L48 51H47ZM53 53H54V51H53ZM65 53V52H64ZM63 53V54H64ZM68 53V52H67ZM120 53V52H119ZM118 53V54H119ZM137 53V54H136ZM211 53H209V54H211ZM214 53H216V54H214L215 56H217L218 54H220V53H218V52H215L214 51ZM221 53V54H222ZM250 53V52H249ZM254 53V52H253ZM253 53H251V54H253ZM261 53V52H260ZM59 54V53H58ZM70 54V53H69ZM78 54V53H77ZM126 54V53H125ZM128 54V53H127ZM165 54V53H164ZM262 54V53H261ZM46 55V54H45ZM53 55V54H52ZM54 55H56V54H54ZM60 55H61V53H60ZM59 55V56H60ZM73 55V54H72ZM74 55H76L75 53H74ZM106 55V54H105ZM110 55V54H109ZM161 55V54H160ZM223 55V54H222ZM257 55V54H256ZM49 56V55H48ZM62 56V55H61ZM65 56V55H64ZM78 56V55H77ZM107 56V55H106ZM117 56V55H116ZM115 56V57H116ZM119 56V55H118ZM121 56V55H120ZM123 56H124V53H123ZM131 56V57H132ZM211 56H213V55H211ZM219 56V55H218ZM224 56V55H223ZM259 57H260V54L258 55ZM83 57V56H82ZM81 57V58H82ZM125 57V56H124ZM227 57V56H226ZM245 57H246V55H245ZM249 57H252V55H250ZM253 57H254V55H253ZM257 57V56H256ZM255 57V58H256ZM258 57V58H259ZM47 58V55H46V57H45V59ZM48 58H50V56L48 57ZM52 58V57H51ZM56 58V57H55ZM63 58V57H62ZM61 58V59H62ZM123 58V57H122ZM194 58V57H193ZM213 58H215L214 56H213ZM216 58H218V57H216ZM125 59V58H124ZM165 60V62L167 63V69H168V72L170 73V79L167 81V78L166 77H161L162 78V82L160 81V83L159 84H155V82H151L150 80H149V73H150V69H151V66H150V60ZM222 59H225V57L224 58H222ZM253 59L254 58H252V62H253ZM257 59V58H256ZM255 59V60H256ZM55 60V59H54ZM68 60V59H67ZM66 60V61H67ZM88 60L90 61V62H88ZM117 60H118V58H117ZM117 60H114V61H117ZM159 60V61H160ZM218 60V59H217ZM226 60H228V57H227V59ZM226 60L225 61H223V60H221L222 62H224V64H226L225 62H226ZM244 60H246V58L244 59ZM254 60V61H255ZM63 61V60H62ZM105 61V60H104ZM112 61H113V59H112ZM121 61H122V59H121ZM127 61V60H126ZM158 61V62H159ZM242 62H243V59L241 60ZM248 61V60H247ZM246 61V62H247ZM50 62H52V61H50ZM59 62H61V60H59ZM108 62V61H107ZM129 62V61H128ZM153 62V61H152ZM156 62V61H155ZM161 62L162 61H160L159 63L161 64ZM190 62V61H189ZM191 62H192V60H191ZM210 62V61H209ZM213 62V61H212ZM245 62V63H246ZM55 63H58V62H55ZM55 63L54 64H52V63H48V64H51L50 66H53V65H55ZM61 63H65V62H61ZM76 63V62H75ZM96 63H97V61H96ZM95 63V64H96ZM120 63V62H119ZM125 64H126V62H124ZM131 63V62H130ZM245 63H243V64H245ZM247 63H249V61L247 62ZM246 63V64H247ZM105 64V63H104ZM159 64V65H160ZM163 64V63H162ZM244 65V66H247V65ZM255 64H257V62H255ZM46 65H47V63H46ZM70 65V64H69ZM91 65V66H90ZM109 65H110V62H109ZM108 65V66H109ZM114 65V64H113ZM116 65V64H115ZM119 65H121V64H119ZM127 65V64H126ZM153 65V64H152ZM250 65V64H249ZM253 65V64H252ZM12 66H14V65H12ZM50 66H47V68H49ZM65 66H66V64H65ZM75 66V65H74ZM75 67V69L76 68H78V67ZM96 66V65H95ZM128 66V65H127ZM162 66V65H161ZM239 66V65H238ZM240 66H242L241 64H240ZM257 66H258V64H257ZM5 67H7V66H5ZM43 67V66H42ZM46 67V66H45ZM59 67V66H58ZM99 67V69L101 68V66H98ZM105 67V66H104ZM250 67H252V66H250ZM255 66L253 65V67H252V69L254 68ZM3 68H4V66H3ZM47 68H46V70H47ZM53 68H55V67H53ZM74 67H71V68H69V70L70 69H73ZM97 68V67H96ZM112 68V67H111ZM118 68V67H117ZM125 68H126V66H125ZM124 68V69H125ZM128 68V67H127ZM127 68H126V70H127ZM158 68H160V66L158 67ZM169 68H170V70H169ZM189 68H191V66L189 67ZM208 68V67H207ZM255 68H257V67H255ZM51 69H52V67H51ZM115 69V68H114ZM113 69V70H114ZM161 69V68H160ZM163 69H165V67L163 68ZM206 69V68H205ZM239 69V71H240V68H238ZM242 69V68H241ZM248 69H249V67H248ZM50 70V69H49ZM48 70V71H49ZM54 70V69H53ZM53 70L51 71L50 70V72H53ZM58 71V68L57 69H55V71ZM119 70V69H118ZM117 70V71H118ZM191 70V69H190ZM208 70V69H207ZM244 70V69H243ZM256 70V69H255ZM254 70V71H255ZM17 71V73H18V69L16 70ZM37 71L39 72V70H36V73H37ZM45 71V70H44ZM47 71V72H48ZM80 72V70H77L76 72ZM100 71H102V69L100 70ZM103 71H105L104 69H103ZM103 71L102 72H100V73H103ZM160 71H164V70H160ZM206 71V70H205ZM242 71V70H241ZM240 71V72H241ZM245 71V70H244ZM248 71V70H247ZM253 70H252V72H254ZM261 71V70H260ZM13 72V71H12ZM49 72V73H50ZM78 72V73H79ZM250 72V71H249ZM251 72V73H252ZM262 72V71H261ZM260 72V73H261ZM40 74L42 73L43 74V70H41L40 72H39ZM48 73V74H49ZM95 73H96V71H95ZM106 73V72H105ZM124 73V72H123ZM162 73H164V72H162ZM183 73V72H182ZM225 73V72H224ZM246 73H248V72H246ZM13 74H14V72H13ZM15 74H16V72H15ZM80 74V75H81ZM97 74V73H96ZM96 74H94V76L96 75ZM110 74V73H109ZM118 74V73H117ZM192 74V73H191ZM19 75V74H18ZM18 75H15V76H18ZM32 75V76H31ZM52 75H53V73H52ZM52 75H49V77H47V75H45L46 77H47V79L48 78H50L51 79V77L50 76H52ZM56 75V74H55ZM158 75V74H157ZM168 75V74H167ZM208 75H209V73H208ZM236 75V74H235ZM258 75H259V72H258ZM73 76V75H72ZM91 76V75H90ZM97 76V75H96ZM95 76V77H96ZM101 76V75H100ZM107 75L105 74V77H106ZM114 76V75H113ZM153 76V75H152ZM151 76V77H152ZM162 76H163V74H162ZM193 76V75H192ZM206 76H207V73H206ZM212 76V77H213ZM259 76H261V74L259 75ZM46 77H44V79L46 78ZM58 77V76H57ZM104 77V76H103ZM110 77V76H109ZM169 77V76H168ZM214 77H213V80H214ZM244 77H246V76H244ZM264 77V76H263ZM262 77V78H263ZM13 78H15L14 76H13ZM16 78H18V77H16ZM65 78V77H64ZM73 78V77H72ZM74 78H76V77H74ZM159 78H160V76H159ZM211 78V77H210ZM240 76H239V78H238V81L240 80ZM43 79V80H44ZM47 79H45L44 81L45 82H47L46 80ZM49 79V80H50ZM52 79H55V80H57L56 78H52ZM85 79V78H84ZM101 79V78H100ZM99 79V80H100ZM111 79H113V78H111ZM122 79V78H121ZM192 80H193V77L191 78ZM264 79V78H263ZM12 80V79H11ZM15 80L16 79H13V81H14V83H13V81H12V83L11 84H13V86H10L11 84H7L5 81L3 82V84H1L0 85V151H3L4 150V148H5V146L7 145L6 143H9V144H12V142L10 141V138H12L11 137V135L13 134H17V132L16 133H12L11 135H10V132H11V129L13 128V126H12V128H11V125L12 124H15V123H13V122H15V120L17 119V117H16V115L17 116H19V114H16V112L14 111L15 109H24V111L27 113H29V115H28V119H29V122H28V127L30 128V130H31V132H33V133H31V135L32 134H34L35 135V129H36V127L35 126H37L36 124H38V122H40L39 120H41L45 115H43V117H41V115L40 114H43V112H40L39 113V109H40V107L38 106V105H36V104H34V101H31V103H29V101L28 100H30L29 98H31V96L30 97H27V100H25V99H23V98H26V97H24V95H23V91H25V90H23V88H21L23 85H22V83H21V86H20V84L17 82L16 84H15ZM39 80V79H38ZM42 80V79H41ZM55 80H53V81H55ZM73 80V79H72ZM92 80H94V78L93 79H91V81ZM99 80L98 81H96L97 83L99 82ZM106 80V79H105ZM208 80V79H207ZM243 82H244V79H241ZM37 81V80H36ZM66 83H68V85H69V81H68V78L66 77ZM90 81V80H89ZM95 81V80H94ZM113 81V80H112ZM241 81V82H242ZM39 82V81H38ZM37 82V84H39V87H40V83L42 82H40V83H38ZM52 82V81H51ZM72 82V81H71ZM93 82V81H92ZM107 82V81H106ZM116 82V81H115ZM201 82V81H200ZM216 82V81H215ZM236 82V81H235ZM240 82V81H239ZM239 82L236 84V86L239 84ZM240 82V83H241ZM0 83H2V81L0 82ZM4 83H5V85L7 84V85H9L10 87H6L5 85H4ZM48 83H50V81H48ZM53 83H56V82H53ZM81 83V82H80ZM82 83H84L83 81H82ZM102 83H104L103 81H102ZM184 83V82H183ZM189 84H190V82H188ZM188 83H186L187 85H188ZM192 83V82H191ZM245 83L247 84V82L245 81ZM25 84V85H26ZM45 84V83H44ZM44 84H42L41 83V85H43L44 86ZM47 84V83H46ZM50 84H52V83H50ZM57 84V83H56ZM55 84V85H56ZM248 84H249V80H248ZM247 84V85H248ZM26 85V86H27ZM52 85H54V84H52ZM89 85H92L93 86V84H89ZM94 85H95V83H94ZM107 85H108V82H107ZM150 85V86H149ZM180 86H183V85H181V84H179ZM185 85V84H184ZM199 85V84H198ZM211 85H212V82H211ZM244 85V84H243ZM246 85V86H247ZM25 86V87H26ZM38 86V85H37ZM67 86V85H66ZM99 85L97 84V87H98ZM113 86V85H112ZM121 86H123V85H121ZM189 86V85H188ZM188 86H184V87H188ZM214 86V85H213ZM245 86V85H244ZM245 86V87H246ZM39 87H36V88H39ZM50 87H51V85H50ZM50 87H46V88H48V89H46L45 87H44V91H46L47 90V92H48V90H49V88ZM54 87L55 86H53L52 87V89H54ZM61 87V86H60ZM70 87V86H69ZM87 87V86H86ZM91 87V86H90ZM89 87V88H90ZM94 87H96V86H94ZM179 87V86H178ZM198 87V86H197ZM215 87H217L216 85H215ZM238 87V86H237ZM237 87H235L236 88V91H237V93H238V91H239V88H238V90H237ZM243 87V86H242ZM241 87V88H242ZM243 87V89H242V92H244V94H248V90H249V86L248 87ZM41 88V87H40ZM39 88V89H40ZM124 88H126L125 86H124ZM180 88V87H179ZM31 89H33V88H31ZM42 89H43V87H42ZM41 89V91H42V93L44 92L43 90ZM65 89H67V90H69V92H70V90L71 89H68V86H67V88H65ZM96 89V88H95ZM103 89V88H102ZM197 89V88H196ZM199 89H203L202 87L200 88L199 87ZM210 89L211 90H213L211 87H210ZM214 89H217V88H214ZM248 91H246V90ZM34 90V89H33ZM54 90H56V88L54 89ZM74 90V89H73ZM85 90H86V88H85ZM101 90V89H100ZM126 90H127V88H126ZM178 90V89H177ZM181 90L183 91L184 89H183V87L181 88ZM186 90H188V88L186 89ZM185 90V91H186ZM235 90V89H234ZM241 90V89H240ZM243 90H245V91H243ZM26 91H27V89H26ZM50 91L51 92H53V90H51L50 89ZM75 91H78V93L80 92L79 90H76L75 89ZM182 91H180V92H182ZM201 91V90H200ZM39 93H40V91H38ZM46 92V93H47ZM54 92H56V91H54ZM54 92H53V95H54ZM87 92H88V90H87ZM91 92H92V89H91ZM100 92V91H99ZM99 92H96L97 94L99 93ZM128 92V91H127ZM186 92H188V91H186ZM242 92L240 91L239 93H241L240 95L242 96V99L241 100H239V103H240V101L242 102V101H245V98H248V96L246 97V96H244L245 98L243 99V94H242ZM246 92V93H245ZM251 92H252V90H251ZM29 93H31V92H29ZM49 93V92H48ZM48 93H47V96H49L48 95ZM59 93H60V91H59ZM67 94H68V92H66ZM70 93H72V92H70ZM84 93V92H83ZM106 93V91L104 92L103 91V94H105ZM182 93H184V92H182ZM182 93L181 94H179V92H178V94L179 95H181V96H183L182 95ZM189 93V92H188ZM188 93H186V94H188ZM193 93V92H192ZM200 93V92H199ZM202 93V92H201ZM215 93H218V95H215ZM239 93H238V95H239ZM41 94V93H40ZM39 94V95H40ZM51 94V93H50ZM56 94V93H55ZM58 94V93H57ZM64 94V93H63ZM62 94V95H63ZM82 94V93H81ZM80 94V95H81ZM93 94H94V92H93ZM93 94L91 95V96H93ZM100 94V93H99ZM185 94V93H184ZM185 94V95H186ZM210 94V93H209ZM234 94H235V91H234ZM249 94H250V92H249ZM46 95V94H45ZM52 95V94H51ZM74 95H76V97L75 98H73V99H77V102H78V98L77 97H79L78 96V94H76L75 92H74ZM89 95V96H90ZM184 95V97H186ZM198 95V94H197ZM200 95V94H199ZM204 95V93L201 95V96H203ZM206 95V94H205ZM237 95V94H236ZM29 96V95H28ZM37 95H35L34 97H36ZM60 96V95H59ZM70 96H71V98H72V96H73V94L72 95H69V98H70ZM83 96H85V94L83 95ZM90 96V97H91ZM111 96V95H110ZM115 96H116V94H115ZM115 96L113 97V99L115 98ZM118 96H120V95H118ZM175 96H176V98H175ZM192 96V95H191ZM190 96V97H191ZM251 96V95H250ZM33 96H32V99L34 98ZM39 97V96H38ZM46 97V96H45ZM45 97H43V98H45ZM61 97V96H60ZM59 97V98H60ZM67 97V96H66ZM95 97H97V96H95ZM101 97V96H100ZM104 96H102V98H103ZM123 97V96H122ZM124 97H126V96H124ZM193 98H195V96L193 95L192 96ZM191 97V98H192ZM49 98V97H48ZM64 98V97H63ZM68 98V97H67ZM67 98H66V100H67ZM68 98V99H69ZM98 98H99V96H98ZM111 98V97H110ZM177 98H179V100L177 99ZM235 98V99H236ZM239 98H240V96H239ZM250 98V97H249ZM263 98V97H262ZM31 99V100H32ZM38 100L37 101H39V99L40 98H37ZM47 99V98H46ZM55 99H56V97H55ZM72 99V100H73ZM80 99V98H79ZM96 99V98H95ZM104 99L105 98H103L102 99V101H104ZM115 99H117V98H115ZM125 99V98H124ZM127 99V98H126ZM175 99L176 100H178L177 102H178V104H180V105H178L177 104V102L175 101ZM186 99H190V98H185V100ZM204 99H206V98H204ZM208 99V98H207ZM221 99H222V103H221ZM237 99H236V101H237ZM33 100H35V99H33ZM44 100V99H43ZM43 100H42V102H43ZM64 100V99H63ZM62 100V101H63ZM87 100V99H86ZM101 100V99H100ZM118 100V99H117ZM184 100V99H183ZM185 100L183 101L184 103H185ZM194 100V99H193ZM220 100V101H219ZM46 101H48V99L46 100ZM46 101H45V103H46ZM76 101V100H75ZM95 101V100H94ZM97 101V100H96ZM125 101V100H124ZM191 101H192V99H191ZM197 101V100H196ZM208 100H205V103H208L207 102ZM249 101V100H248ZM33 102V103H32ZM50 102V101H49ZM48 102V103H49ZM90 102V101H89ZM98 102H100V101H98ZM98 102H96L95 103V105L94 104H92L91 102H90V104H91V106L92 107H95L94 109H89L88 108V106H89V103H88V106H87V108L89 109L88 111H86V112H84V113H86L87 114V112H88V115H87V117H89L90 115H91V113L93 114V110H101L100 109V105H101V108H102V104L100 103V104H98ZM118 102H119V100H118ZM117 101H116V103H118ZM36 103V102H35ZM40 103V102H39ZM39 103H37V104H39ZM94 103V102H93ZM103 103V102H102ZM120 103V102H119ZM195 103H197V104H199L198 102H195ZM194 103V107H198V105L197 106H195L196 104ZM203 103V102H202ZM221 103V104H220ZM242 103H244V104H248V102H247V100H246V102H242ZM241 103V104H242ZM44 104V103H43ZM42 104V105H43ZM63 104V103H62ZM61 104V105H62ZM67 104V103H66ZM80 104V103H79ZM84 104V103H83ZM109 104V103H108ZM114 104V103H113ZM126 104V103H125ZM178 105V107H177V105ZM181 104H182V106H181ZM232 104H233V106H232ZM240 104V105H241ZM249 104L251 105L252 103H250L249 102ZM50 105V104H49ZM81 105V104H80ZM87 105V104H86ZM119 105H122V104H119ZM206 105V104H205ZM220 105V106H219ZM262 105V104H261ZM53 106V105H52ZM118 106V105H117ZM185 106H186V104H185ZM193 106V105H192ZM200 106V105H199ZM207 106V105H206ZM46 107V106H45ZM63 107H64V105H63ZM66 107V106H65ZM64 107V108H65ZM80 107V106H79ZM83 107V109H84V106H82ZM86 107V106H85ZM121 107V106H120ZM177 107V108H176ZM191 107V106H190ZM244 107V106H243ZM69 108V107H68ZM68 108H65V110L67 111V109ZM105 108V107H104ZM108 108V107H107ZM122 108V107H121ZM120 108V109H121ZM127 107H125V109H126ZM180 108V109H179ZM187 108H188V105H187ZM196 108H194L195 109V113H196V115L199 113V110H198V113L196 112ZM239 108H240V106H239ZM250 108V107H249ZM70 109V108H69ZM68 109V110H69ZM147 109H149V110H151V116L153 115L154 116V114L156 115L155 117L156 118H160V120H158L157 121V124H158V126L160 127L161 125V129L159 130V132L157 133V135H156V137H155V135H150L149 133H148V127L150 126L149 125V123L151 122L150 121V119H149V117H148V113H147ZM191 109H193V108H191ZM194 109H193V111H194ZM246 109H248V106H247V108H246V105H245V110ZM252 109V108H251ZM253 109H254V107H253ZM41 110V109H40ZM85 110H87V109H85ZM103 110V109H102ZM101 110V112H103ZM124 110V109H123ZM236 110H238L239 112L237 113V111ZM244 110V111H245ZM263 111H264V109H262ZM23 111V110H22ZM65 111V112H66ZM83 111V110H82ZM99 111H97V112H99ZM109 111V110H108ZM192 111V113L194 114V112ZM15 112V116L13 117L12 115H13V113ZM19 112V111H18ZM47 112V111H46ZM59 112V111H58ZM70 112V111H69ZM81 111H79V113H80ZM101 112H99V115H98V118L100 119V120H98V121H100L99 123L101 124V125H103L102 124V122L104 121V116H103V114L101 113ZM119 112H120V110H119ZM118 112V113H119ZM122 112V111H121ZM50 113H52V112H50ZM62 113V112H61ZM73 113H74V111H73ZM75 113H77V112H75ZM101 113V114H100ZM117 113V112H116ZM166 113H168V116L170 117V119H168V116H167V118L164 120V117H161V115L162 114H166ZM180 113H182V111L180 112ZM250 113V112H249ZM20 114H22L21 112H20ZM56 114V113H55ZM66 114V113H65ZM183 114V117H184V115H186V114H184V113H182ZM191 114V113H190ZM218 114H222L221 116L219 115L218 116ZM69 115V114H68ZM68 115H66V117L68 116ZM75 115H77V114H75ZM79 115V114H78ZM128 115H126V116H128ZM199 115H200V113H199ZM249 115V114H248ZM25 116V115H24ZM48 116V115H47ZM59 116V115H58ZM57 116V117H58ZM70 116H72V115H70ZM69 116V117H70ZM119 116V115H118ZM118 116H116V117H118ZM123 116V115H122ZM179 116V115H178ZM177 116V117H178ZM191 116H193L192 114H191ZM218 116V117H217ZM231 116V115H230ZM251 116V115H250ZM15 117H16V119H15ZM50 117V116H49ZM73 117V116H72ZM72 117L71 118H68L67 117V119H72ZM80 117H81V115H80ZM82 117H83V113H82ZM185 117H187V116H185ZM198 117H200V116H198ZM197 117V118H198ZM235 117V116H234ZM233 117V118H234ZM252 117H253V114H252ZM252 117H251V119H252ZM18 118H23L22 116L20 117H18ZM74 118V117H73ZM111 118V117H110ZM179 118H180V116H179ZM192 118V117H191ZM194 118H196V117H194ZM193 118V119H194ZM196 118V119H197ZM231 118V117H230ZM230 118H228V119H230ZM240 118V117H239ZM239 118H238V122H239ZM31 119V120H30ZM44 120H46L45 119V117L43 118ZM62 119L63 118H61V121H62ZM75 119H77V117H75ZM95 119V118H94ZM185 120H186V118H184ZM192 119V120H193ZM237 118H235V120H236ZM245 119V118H244ZM247 119V118H246ZM19 120V119H18ZM18 120H17V123H18ZM78 120V119H77ZM77 120H71V121H69V123H71L72 125L74 124L75 125V128H76V130H77V133H78V137H79V142L81 143V148H82V150L80 151V149H79V151L80 152H82V154H83V158L82 157H80L79 159H84L83 161H85V164H83V163H80V165L82 164L83 166H86L87 168H84L85 169V171L87 170V173H89V171H90V169H92L91 167V162H90V147H89V144H90V141H91V138H89V132H90V130H91V128H92V124L90 123V118H86V119H80L79 118V120H81V121H77ZM107 120V119H106ZM110 120V119H109ZM114 120V119H113ZM152 120V119H151ZM191 120V121H192ZM248 120H250L249 119V117H248ZM13 121V122H12ZM43 121V120H42ZM51 121V120H50ZM53 121H54V119H53ZM115 121H117V120H115ZM125 122H124V124H126V120H124ZM194 122L196 121V124H197V126H203L202 124H200V122H198L199 121V118H198V120H193ZM192 121V122H193ZM224 121H225V119H224ZM229 121V120H228ZM231 121V122H230ZM230 124L234 121V120H231L230 119ZM246 121V120H245ZM46 122V121H45ZM44 122V123H45ZM109 122V121H108ZM120 122V121H119ZM194 122H193V124H194ZM226 122V121H225ZM229 122H227V124H229ZM235 122V123H234ZM233 123H232V125L233 124H236V122H237V120L236 121H234ZM249 121H247L246 123H248ZM251 122V121H250ZM255 122V121H254ZM20 123H22V122H20ZM25 123H27V122H25ZM63 123V122H62ZM114 123V122H113ZM240 123V127H241V122H239ZM252 123V122H251ZM111 124V123H110ZM179 124H180V122H179ZM191 124V125H190ZM189 125L191 126V127H193L192 126V123H190ZM223 124V125H222ZM226 124V125H227ZM229 124V125H230ZM249 124V123H248ZM253 124V123H252ZM17 125V128H18V124H16ZM16 125H14V126H16ZM21 125V124H20ZM27 125L25 124L24 126H25V128L27 127ZM39 125H42V124H39ZM44 125H46V123L44 124ZM48 125V124H47ZM50 125V124H49ZM67 125V124H66ZM72 125H71V128H74V127H72ZM115 126L117 125L116 123L114 124ZM164 125H165V127H164ZM204 125V126H205ZM231 125V126H232ZM246 125V124H245ZM23 126V127H24ZM53 126H54V124H53ZM97 126V125H96ZM122 126H124V125H122ZM176 126H178V125H176ZM180 126V125H179ZM223 126V127H224ZM228 126V125H227ZM231 126H229V127H231ZM234 126H236V125H234ZM233 126V127H234ZM243 126V125H242ZM22 127V128H23ZM93 127H95V126H93ZM102 127V126H101ZM111 127V126H110ZM119 127V126H118ZM117 127V128H118ZM132 127V126H131ZM195 127V126H194ZM198 127V128H199ZM206 127V126H205ZM233 127H231V128H233ZM11 128V129H10ZM17 128H14L13 130L15 131V130H17ZM24 128V132H26L27 130ZM50 128V127H49ZM96 128V127H95ZM112 128H113V126H112ZM123 128H126V126L125 127H123ZM122 128V129H123ZM207 128V127H206ZM225 128V130H227V127H224ZM231 128H228V130L227 131H229ZM10 129V130H9ZM19 129V128H18ZM39 129V128H38ZM66 129H67V126H66ZM155 129V128H154ZM200 129V128H199ZM235 129H239V127L237 128V127H235ZM235 129L234 130H232V132L234 133V131H235ZM26 130V131H25ZM29 130V129H28ZM54 130V129H53ZM62 130H64V128L62 129ZM112 130V129H111ZM125 130V129H124ZM156 130V129H155ZM194 130V129H193ZM195 130L197 131V127L195 128ZM230 130V131H231ZM237 130L235 131L236 133H237ZM10 131V132H9ZM20 132H21V130H19ZM23 131V130H22ZM68 131V130H67ZM96 131H97V129H96ZM123 131V130H122ZM205 132H206V129L204 130ZM220 131V132H219ZM239 131V130H238ZM111 132V131H110ZM179 132V133H178ZM186 132V131H185ZM225 132V131H224ZM29 133V132H28ZM28 133L27 134H25V135H23L24 136V138H23V136L21 135V136H19V137H21L22 139H23V141L20 139V138H18L19 140H20V142L22 141V142H24V143H27V145H28V148H30V151H32V150H36V147H37V143L36 144H34L35 142L33 141V143L30 141V139L28 138ZM40 133V132H39ZM47 133V132H46ZM57 133H60V131L59 132H57ZM62 133H63V131H62ZM67 133V132H66ZM106 133V132H105ZM184 133V132H183ZM187 133V132H186ZM195 133H197V132H194L193 134H195ZM210 133V132H209ZM218 133H220L219 134V136H220V138H219V136H218ZM229 133V132H228ZM18 134H20L19 132H18ZM17 134V135H18ZM24 134V133H23ZM42 134V133H41ZM188 134V133H187ZM191 134V133H190ZM200 134H201V132H200ZM200 134H199V137H200ZM12 135V136H13ZM16 135V136H17ZM49 135V134H48ZM51 135V134H50ZM49 135V136H50ZM55 135V134H54ZM67 135V134H66ZM107 135V134H106ZM130 135V134H129ZM206 135H208L207 133H206ZM238 135H240V138L244 135V134H242V136H241V134H238ZM237 135V137L239 138V136ZM15 136V135H14ZM13 136V137H14ZM35 136H38V135H35ZM41 136V135H40ZM44 136V135H43ZM45 136H47V135H45ZM61 136V135H60ZM59 136V137H60ZM63 136L64 135H62V138H63ZM93 136V135H92ZM128 136V135H127ZM184 137H185V135H183ZM182 136V137H183ZM192 136V135H191ZM191 136H189L188 135V137H191ZM194 136H196V135H193V137ZM202 136V135H201ZM205 135H203L202 137H204ZM31 137V136H30ZM33 137V136H32ZM66 137V136H65ZM65 137L63 138L64 139V142H65ZM69 136L67 135V138H68ZM97 137H98V135H97ZM96 137V138H97ZM170 137V138H169ZM173 137L175 138V139H173ZM183 137V140H184V142H185V138ZM221 137L222 138H224L225 140H224V144H221V142L220 141H222V139H221ZM237 137H236V140H237ZM38 138H39V136H38ZM61 138V139H62ZM67 138H66V142H67ZM102 138V137H101ZM100 138V139H101ZM177 139L175 142H177V141H180V140H182V139ZM197 138V137H196ZM196 138H195V140H196ZM205 138V137H204ZM239 138V139H240ZM243 138V137H242ZM75 139V138H74ZM191 139V138H190ZM202 139V138H201ZM200 139V140H201ZM14 140V139H13ZM37 140V139H36ZM98 140V139H97ZM102 140H103V138H102ZM205 140V139H204ZM245 140V139H244ZM263 140V139H262ZM8 141H10V142H8ZM16 141L18 142V140L16 139ZM39 141V139L37 140V142ZM63 141V140H62ZM197 141V140H196ZM239 141H242V139L241 140H239ZM246 141V140H245ZM245 141H242L245 145L247 144V143H245ZM16 142V143H17ZM21 142V143H22ZM183 142V143H184ZM238 142V141H237ZM242 142H240L239 144H241ZM247 142V141H246ZM262 142V141H261ZM264 142V141H263ZM15 143V144H16ZM44 143H45V140H44ZM103 143V142H102ZM183 143H182V145L181 146H183ZM193 143H195V142H193ZM201 143V145L200 146H203V142H200L199 141V144ZM230 143H232V142H230ZM8 144V145H9ZM14 144V145H15ZM96 144V143H95ZM94 144V145H95ZM189 144V143H188ZM188 144L186 145V146H188ZM221 145V149L218 151L220 154L219 155H217V153L216 152H214V151H216V149H215V145ZM234 146H235V144L234 143H232ZM231 144V145H232ZM243 144V145H244ZM7 145V146H8ZM17 145V144H16ZM92 145V144H91ZM94 145H93V148H94ZM103 145L104 144H102L101 146L103 147ZM172 145V146H171ZM178 145V144H177ZM196 146H197V144H195ZM218 145L216 146V148L218 147ZM232 145V146H233ZM237 145V144H236ZM242 144H241V148H242V146H243ZM244 145V146H245ZM10 146V145H9ZM8 146V147H9ZM43 146H45V145H43ZM61 146V145H60ZM73 146V145H72ZM168 146H166V147H168ZM181 146H180V148H181ZM184 146H185V143H184ZM206 145H204V147H205ZM7 147V149H9ZM10 147H12V146H10ZM19 147V146H18ZM20 147H21V145H20ZM23 147H25V148H27L26 146H24V144H23ZM63 147V146H62ZM61 147V148H62ZM101 147V148H102ZM188 147H190V144H189V146ZM193 147V146H192ZM204 147H202L201 148V150H203V148ZM220 147V146H219ZM248 147V146H247ZM16 148V147H15ZM14 148V146H13V149H15ZM27 148V149H28ZM42 148H44V147H42ZM47 148V147H46ZM60 148V149H61ZM65 148V147H64ZM244 148V147H243ZM246 148V147H245ZM12 149V151L15 153V151L16 150H13ZM53 149V148H52ZM63 149V148H62ZM71 149V148H70ZM168 149H166V151L168 150ZM185 148H183V149H181L182 151L184 150ZM193 149V148H192ZM205 149V148H204ZM240 149V148H239ZM248 150H250V153H252L251 152V149L252 148H247ZM247 149H245V150H247ZM257 149V148H256ZM29 150V149H28ZM38 150H39V148H38ZM99 150V149H98ZM102 150H101V152H102ZM157 150H156V152H157ZM180 150V152H182ZM189 150H190V148H189ZM201 150H200V147H199V152H201ZM234 150H235V147H234ZM233 150V151H234ZM237 150V149H236ZM254 149H252V151H253ZM8 151V150H7ZM9 151H10V149H9ZM62 151H65L64 149L62 150ZM165 151V152H166ZM192 151V150H191ZM191 151H187L186 153L188 154V152L191 154L192 152ZM38 152V151H37ZM70 152V151H69ZM172 152V151H171ZM170 152V153H171ZM173 152H174V150H173ZM172 152V153H173ZM185 152V151H184ZM230 152V151H229ZM247 152V151H246ZM246 152H245V154H246ZM255 152V151H254ZM1 153V152H0ZM7 153V152H6ZM8 153H10V152H8ZM12 153V152H11ZM10 153V154H11ZM48 153L50 154V152L48 151ZM63 153V152H62ZM94 153H96V152H94ZM171 153V154H172ZM185 153V154H186ZM238 153H239V151H238ZM238 153H237V155H238ZM243 153V152H242ZM33 154V153H32ZM31 154V155H32ZM35 154H36V156H37V154L38 153H36L35 152ZM35 154H34V156H35ZM64 154V153H63ZM68 154V153H67ZM70 154V153H69ZM170 154V155H171ZM177 154H178V152H177ZM193 154V153H192ZM192 154H191V156H192ZM231 154H234V152L233 153H231ZM230 153L228 154V155H231ZM241 154V153H240ZM253 155H254V153H252ZM259 154H261L260 152H259ZM12 155V154H11ZM14 155H16V154H14ZM14 155H12V156H14ZM30 155V156H31ZM38 155H40V152H39V154ZM132 155V154H131ZM167 155V156H166ZM169 155V156H170ZM174 155H175V152H174ZM173 155V156H174ZM199 155V154H198ZM251 155V154H250ZM4 156V155H3ZM34 156L32 157V159L34 158ZM73 156V155H72ZM95 156V155H94ZM94 156H92V157H94ZM97 156V155H96ZM172 156V155H171ZM173 156L172 157H170V158H168V159H171L172 158V161H173V159L174 158H176V157H174L173 158ZM176 156V155H175ZM181 156H182V154H181ZM191 156H189L188 155V157L189 158H193V157H191ZM219 156V157H218ZM233 156V155H232ZM239 156V155H238ZM238 156H236V157H238ZM9 157V156H8ZM8 157H5V159H4V162H5V160H6V158H8ZM19 157V156H18ZM70 157H71V155H70ZM91 157V158H92ZM140 157H142V158H140ZM178 157V156H177ZM180 157V156H179ZM178 157V158H179ZM182 157H184V156H182ZM229 157V156H228ZM227 157V158H228ZM1 158H3L2 157V154H1V157H0V159ZM14 158L16 159V157L14 156ZM36 158H39L38 156L36 157ZM42 158V157H41ZM41 158H40V160H41ZM44 158V157H43ZM46 158V157H45ZM65 158V157H64ZM127 158H129V160L131 159V160H133V162H134V166L132 167V168H130L129 167V165H127L126 163V160H127ZM196 158H198V157H196ZM196 158H194V160L196 159ZM219 159V161L218 160H216V159ZM245 157H243V159H244ZM252 158V157H251ZM72 159V158H71ZM97 159V158H96ZM100 159H101V157H100ZM183 159V158H182ZM191 159H189V160H191ZM238 159H240V158H238ZM246 159V158H245ZM244 159V161L246 162V160ZM28 160V159H27ZM33 160H35V158L33 159ZM39 160V161H40ZM63 161H64V159H62ZM98 160H99V158H98ZM103 160V159H102ZM103 160V161H104ZM161 160H162V163H161V165L159 166V163L161 162ZM199 161L198 162H193V160H192V163H193V166H194V164H196V163H199V166H200V163H202L204 160H200V159H198ZM225 160V161H224ZM236 160V159H235ZM8 161H11V160H8ZM13 161H15V160H13ZM12 161V162H13ZM18 161V160H17ZM35 161H38V159L37 160H35ZM43 160H41V162H42ZM79 161H82V160H79ZM91 161H92V159H91ZM100 161V160H99ZM175 161V160H174ZM184 161L185 160H183V163H184ZM206 161H204L203 163H205ZM218 161V162H217ZM249 161V160H248ZM27 162V161H26ZM29 162V161H28ZM30 162H33V164L34 165H36L37 163H34V161H32L31 159H30ZM30 162H29V164H30ZM40 162V163H41ZM66 162H67V160H66ZM189 162V161H188ZM216 162V163H215ZM235 162H237V161H235ZM3 163V162H2ZM2 163H0V171L1 172H3L4 173V171L6 172L5 173V175L7 174V173H9V177H10V175L13 173V171L11 170L12 168H13V166H11L12 164H10L9 165V162H8V165L9 166H11L10 168L7 166V165H5V164H2ZM24 163V162H23ZM22 163V164H23ZM71 163H72V161H71ZM101 163H103V162H101ZM100 163V164H101ZM105 163V164H106ZM172 163H174V162H172ZM171 163V164H172ZM215 163V164H214ZM26 164V163H25ZM28 164V165H29ZM69 164H70V162H69ZM74 164H75V159H74ZM97 164V163H96ZM105 164H103V165H105ZM175 164V163H174ZM173 164V165H174ZM185 164V163H184ZM187 164V163H186ZM24 165V164H23ZM31 165H32V163H31ZM34 165H33V167H34ZM191 165V164H190ZM205 165L206 166V164H201V166L200 167H202V171H204V167L203 166ZM240 164H238V166H239ZM244 165V164H243ZM25 166V165H24ZM68 166H70V165H68ZM67 166V167H68ZM99 166V165H98ZM185 166V165H184ZM189 166V165H188ZM195 166H197V164L195 165ZM195 166L193 167V168H195ZM198 166V167H199ZM208 167L210 166V165H207ZM16 168L18 167V166H15ZM71 167V166H70ZM105 167V166H104ZM174 167L176 168V166L174 165ZM173 167V172L174 173H177V174H179L181 171H183L181 168H180V172H179V169H178V172H175L174 170H175V168ZM186 167V166H185ZM190 167H192V166H190ZM189 167V168H190ZM197 167V168H198ZM199 167V168H200ZM213 167V166H212ZM212 167H211V170H212ZM19 169H21V167H18ZM32 168V167H31ZM31 168H29V169H31ZM69 168V167H68ZM68 168H66V169H68ZM72 168V167H71ZM97 167H93V170L94 169H96ZM102 168V167H101ZM171 168H172V166H171ZM182 168H183V164H182ZM186 168H188V167H186ZM186 168H184V169H186ZM188 168V169H189ZM192 168V169H193ZM233 168H235V166L233 167ZM238 168V167H237ZM28 169V168H27ZM28 169V170H29ZM84 169H82V170H84ZM98 169H100L99 167L97 168V170ZM105 169H103V170H105ZM177 169V168H176ZM187 169V170H188ZM207 169V168H206ZM32 170V169H31ZM187 170H185V171H187ZM198 170V169H197ZM200 170H201V168H200ZM14 171H16V170H14ZM33 171V170H32ZM81 171V170H80ZM96 171V170H95ZM98 171H102V169L101 170H98ZM194 171H196V168H195V170ZM214 171V170H213ZM232 171H234V169L232 170ZM240 171H241V168H240ZM17 172V171H16ZM21 172V171H20ZM19 172V173H20ZM30 172V171H29ZM41 172H43V171H41ZM40 171H39V173H41ZM97 172V171H96ZM184 172V171H183ZM199 172V171H198ZM206 172V171H205ZM239 172V171H238ZM19 173H16V175H15V173H13L15 176H17V174L19 175ZM22 173H24V172H22ZM31 173V172H30ZM39 173H37L38 174V176H41V175H43V173H41V174H39ZM95 173V172H94ZM102 173H104V172H102ZM173 173V174H174ZM189 174V172L187 171L186 172V174ZM191 173V172H190ZM215 173V174H216ZM235 173V172H234ZM233 173V174H234ZM237 173V172H236ZM242 173H243V171H242ZM31 174H33V173H31ZM34 174H35V172H34ZM33 174V175H34ZM83 174V173H82ZM167 174V175H168ZM187 174V175H188ZM206 174V173H205ZM231 174V173H230ZM1 175H2V173H1ZM0 175V177H2ZM24 175V174H23ZM33 175H32V177H33ZM46 175V174H45ZM84 175V177L83 178H85V174H83ZM95 175V174H94ZM176 175V174H175ZM183 175L185 176V174L183 173ZM195 175H198V173H196ZM201 175H203V174H201ZM200 174L198 175V177H200L201 176ZM212 175V174H211ZM214 175V174H213ZM212 175V176H213ZM232 175V174H231ZM230 175V176H231ZM238 175H240V174H238ZM7 176V175H6ZM15 176H12L11 175V177H10V182L12 181V177H13V179H14V177ZM35 176H36V174H35ZM96 178H98V175L96 174ZM173 176V175H172ZM182 176V175H181ZM215 176H217V175H215ZM221 176V175H220ZM229 176V175H228ZM242 176H245V172H244V174H242ZM5 177V176H4ZM92 177H93V175H92ZM174 177V176H173ZM178 177H179V175H178ZM191 175H190V178H189V176H188V179H191ZM207 177V176H206ZM6 178H8V177H6ZM15 178H17V177H15ZM24 178V177H23ZM25 178H26V174H25ZM87 178V177H86ZM85 178V179H86ZM100 178H102V177H100ZM171 178V177H170ZM183 178V177H182ZM202 178H204V177H202ZM216 178H218V177H216ZM224 178H227V181L226 182H224ZM232 178V177H231ZM235 178V177H234ZM238 178H241V176L240 177H238ZM1 179V181H3L2 180V178H0ZM17 179H19V177L17 178ZM17 179H16V181H17ZM168 179H169V175H168ZM175 179V178H174ZM184 179V178H183ZM183 179H182V181H183ZM186 179V178H185ZM187 179V180H188ZM213 179V178H212ZM233 179V178H232ZM242 180H243V178H241ZM97 180V179H96ZM186 180V181H187ZM191 180H193V179H191ZM195 180V179H194ZM199 181H200V179H198ZM197 180V181H198ZM215 180V179H214ZM240 180V179H239ZM246 180V179H245ZM0 181V182H1ZM15 180H14V182H16ZM20 181H21V179H20ZM30 180L29 179H27V181H25V183H28ZM83 181H85L84 179H83ZM86 181H87V188H88V191H90V192H93L94 190H98V188H93V183H92V179H91V177H89L88 176V178L86 179ZM98 181V180H97ZM100 181V180H99ZM166 181V180H165ZM178 181V180H177ZM185 181V182H186ZM202 181V180H201ZM235 181V180H234ZM236 181H237V178H236ZM4 182V181H3ZM13 182V181H12ZM13 182V183H14ZM94 182V181H93ZM170 182H173V181H170ZM175 182V181H174ZM181 182V181H180ZM188 182V181H187ZM192 182V181H191ZM196 182V181H195ZM194 181H193V183H195ZM209 182V181H208ZM207 182V183H208ZM239 182H241V181H238V183ZM243 182H244V180H243ZM17 183V182H16ZM18 183H19V181H18ZM20 183H23V182H20ZM85 183V182H84ZM95 183H96V181H95ZM94 183V184H95ZM97 183H99V182H97ZM100 183H101V181H100ZM154 183H155V181H154ZM154 183H153V185H154ZM189 183V182H188ZM188 183H187V185H188ZM198 183V182H197ZM202 183V182H201ZM206 183V185H209V184H207ZM211 183H213V182H211ZM215 183V182H214ZM225 183V184H224ZM15 184V183H14ZM159 184V183H158ZM158 184H156L155 183V186L157 185V187H159V185ZM175 184V183H174ZM181 184V183H180ZM199 184V183H198ZM203 184V183H202ZM231 184V188H232V191H233V188H236V186H235V184H234V182H231L230 183ZM241 184V183H240ZM0 185H2V183L0 184ZM30 185H31V188H32V184L30 183ZM102 185V184H101ZM176 185V184H175ZM177 185H178V183H177ZM192 185V184H191ZM34 186V185H33ZM152 186V185H151ZM152 187V189L153 188H156V187ZM161 186H162V184H161ZM164 186V185H163ZM172 186H173V184H172ZM182 186V185H181ZM189 186V185H188ZM203 186H204V184H203ZM202 186V187H203ZM235 186V187H234ZM241 186H242V184H241ZM1 187V186H0ZM25 187V188H24ZM26 187L27 186H24L23 185V188L24 189H26ZM29 187V186H28ZM78 187H81V188H83L82 187V185L81 186H78ZM96 187V186H95ZM179 187V186H178ZM199 187H201V186H199ZM198 187V188H199ZM209 187V186H208ZM211 187H213V185H211ZM210 187V188H211ZM243 187V186H242ZM23 188H21V191L20 192H22V191H24V189ZM34 188V187H33ZM87 188L85 189V190H87ZM100 188V187H99ZM180 188V187H179ZM185 188V187H184ZM192 188H194V189H196L195 187H192ZM3 189V188H2ZM28 189V188H27ZM26 189V190H27ZM84 189V188H83ZM173 189H174V187H173ZM189 189V188H188ZM207 189V186H206V188H205V190ZM212 189V188H211ZM239 189V188H238ZM4 190V189H3ZM2 190V191H3ZM82 190V189H81ZM80 190V191H81ZM159 190V189H158ZM161 191H162V189H160ZM170 190H172L171 188L168 190V192L170 191ZM182 190V189H181ZM191 190V189H190ZM1 191V190H0ZM32 191V190H31ZM79 191V190H78ZM154 191V190H153ZM185 191H186V189H185ZM194 191V190H193ZM197 193L198 192H200V190L198 189V190H195ZM194 191V192H195ZM203 190H201V192H202ZM212 191V190H211ZM243 191V190H242ZM258 191V190H257ZM263 191V190H262ZM155 192V191H154ZM182 192H184V191H182ZM181 192V193H182ZM192 192V191H191ZM194 192H193V194H194ZM196 192H195V194H196ZM214 192V191H213ZM235 192V191H234ZM3 193V192H2ZM2 193H0V233H2L3 234V236H4V234H5V231H7V230H9V228L10 229H16V225H17V223H18V221H19V219H16V220H18L17 221V223L15 224V228H14V226L11 228V227H8L10 224H11V221H7L8 219L6 218V216H7V214L5 215V213H3V207L2 206H4V202L2 203V197L4 196ZM32 193V192H31ZM78 193V192H77ZM97 193H99L100 194V191H98ZM184 193H186V192H184ZM202 193H204V191L202 192ZM206 193V192H205ZM209 193V192H208ZM211 193V192H210ZM236 193V192H235ZM241 193V192H240ZM22 194H24L23 192H22ZM26 194V193H25ZM28 194V193H27ZM30 194V193H29ZM87 194V193H86ZM90 194V193H89ZM150 194H152V193H150ZM179 194H180V192H179ZM178 194V195H179ZM191 194V193H190ZM190 194H188V196L190 195ZM192 194V195H193ZM199 194V193H198ZM201 194V193H200ZM216 194V195H217ZM238 194V193H237ZM2 195V196H1ZM156 195H158L157 193H156ZM155 195V196H156ZM159 195H161V194H159ZM165 195V194H164ZM259 195V194H258ZM263 195V194H262ZM24 196H26V195H24ZM32 195H28V197H31ZM90 196V195H89ZM92 196V195H91ZM153 196H154V194H153ZM180 196V195H179ZM197 196V195H196ZM5 197H6V195H5ZM27 197V196H26ZM26 197H24V200L26 199ZM159 197V196H158ZM158 197H156V198H158ZM168 197V196H167ZM181 197V196H180ZM191 197V196H190ZM33 198V197H32ZM58 198V197H57ZM59 198H60V196H59ZM90 198H92V197H90ZM195 197L193 196V199H194ZM203 198H204V195H203ZM203 198H201V200L203 199ZM218 198H220L219 196H218ZM239 198V197H238ZM237 198V199H238ZM259 198H261V197H259ZM4 199V198H3ZM75 199V198H74ZM165 200H166V197L164 198ZM170 199V198H169ZM206 199H207V197H206ZM210 199V198H209ZM208 199V200H209ZM234 199V198H233ZM5 200V199H4ZM23 200V201H24ZM28 200V199H27ZM32 200V199H31ZM160 200V199H159ZM161 200H163V199H161ZM177 200V199H176ZM189 200V199H188ZM195 200V199H194ZM19 201V200H18ZM26 201V200H25ZM30 201V200H29ZM34 201H35V199H34ZM95 201V202H94ZM157 201V200H156ZM167 201V200H166ZM173 201V200H172ZM171 200H170V202H172ZM191 201H193L192 200V197H191ZM191 201H189V203L191 202ZM206 201V200H205ZM212 201V202H211ZM235 201V200H234ZM242 201V200H241ZM263 201H264V199H263ZM20 202V201H19ZM31 202V201H30ZM36 202V201H35ZM159 202V201H158ZM165 202V201H164ZM174 202H175V200H174ZM177 202V201H176ZM175 202V205L177 204ZM181 201H179V203H180ZM185 202H186V199H185ZM184 202V203H185ZM203 202H204V200H203ZM207 202V201H206ZM262 202V201H261ZM261 202H259V205H261V207H259L258 206V204H257V207H258V209L259 210H261V209H264L263 207H262V205H264V202H262L263 204H260ZM2 203V204H1ZM18 203V202H17ZM20 203H22V202H20ZM34 203V202H33ZM33 203H30V204H33ZM61 203H63L62 201H61ZM75 203H73V204H75ZM201 203V202H200ZM208 203V202H207ZM206 203V204H207ZM239 203V202H238ZM237 203V204H238ZM241 203V202H240ZM258 203V202H257ZM23 204V203H22ZM25 204V203H24ZM34 204H36V203H34ZM33 204V205H34ZM72 204V205H73ZM162 204V203H161ZM235 204V203H234ZM21 205V204H20ZM154 205H155V203H154ZM174 205V206H175ZM184 205V204H183ZM202 205V203L200 204V206ZM205 205V204H204ZM23 206L24 205H22L21 207L23 208ZM47 206V205H46ZM74 206V205H73ZM153 206V205H152ZM164 206V205H163ZM171 205H169L168 207H170ZM180 206V205H179ZM185 206H187L186 205V203H185ZM189 206H191V204H189L188 206H187V208L189 207ZM207 206V205H206ZM216 206V205H215ZM219 206H220V204H219ZM219 206L217 205V207L219 208ZM235 206V205H234ZM48 207V206H47ZM97 207H94V208H96V209H98ZM150 207H151V205H150ZM149 207V208H150ZM154 207V206H153ZM153 207H152V209H153ZM156 207H158V206H156ZM156 207H154L155 209H156ZM181 207H183V206H181ZM201 207H204V206H201ZM72 208V207H71ZM75 208V207H74ZM159 208V207H158ZM161 208V207H160ZM175 208V207H174ZM184 208V207H183ZM187 208H186V211H187ZM190 208V207H189ZM212 208V207H211ZM213 208H214V206H213ZM212 208V213H213V209ZM6 208H4V210H5ZM21 209V208H20ZM75 209V210H76ZM95 209V210H96ZM146 209V210H145ZM151 209V208H150ZM164 209V208H163ZM166 210H167V208H165ZM164 209V210H165ZM208 209V208H207ZM69 210V209H68ZM74 210V211H75ZM91 210H93V211H91ZM154 210V209H153ZM165 210V212H167ZM178 210V209H177ZM181 210L183 211L184 209H182L181 208ZM215 210H216V207H215ZM234 210H236V209H234ZM238 210V212L239 211H241V209L239 208V209H237ZM6 212H7V210H5ZM20 211V210H19ZM150 211H152V210H149L148 212H150ZM157 212L159 211V209L158 210H156ZM161 211V210H160ZM210 211V210H209ZM217 211V210H216ZM258 211V210H257ZM77 211H75V213H76ZM157 212H155V213H157ZM178 212H179V210H178ZM177 212V213H178ZM188 212H191V211H187V216H189L188 215ZM233 212H235V211H233ZM233 212H232V214H233ZM262 212V211H261ZM74 213V214H75ZM160 213H162V212H160ZM164 213V212H163ZM180 213V212H179ZM186 213V212H185ZM192 213V212H191ZM217 213H219V211L217 212ZM217 213H215V215L214 214H212L213 216H216V214ZM240 214H241V212H239ZM239 213H236L237 215L239 214ZM258 213V212H257ZM17 214V213H16ZM159 214V213H158ZM158 214H157V216H158ZM181 214V213H180ZM220 214V213H219ZM9 215V214H8ZM70 215V214H69ZM71 215H72V213H71ZM79 215V214H78ZM91 215V214H90ZM154 215H156V214H154ZM163 215V214H162ZM161 214H160V216H162ZM165 215H166V213H165ZM164 215V216H165ZM191 215V214H190ZM223 215V216H224ZM234 215V214H233ZM260 215L261 214H259V217H260ZM263 215V214H262ZM13 216V215H12ZM48 216V215H47ZM47 216H45V220H48L47 219ZM68 216V215H67ZM77 216V215H76ZM85 216V215H84ZM152 216V215H151ZM164 216H162V217H164ZM211 216V215H210ZM222 216V217H223ZM230 216V215H229ZM236 216V215H235ZM44 217V216H43ZM72 217V216H71ZM78 217V216H77ZM77 217H76V219H77ZM103 217V216H102ZM153 218H155L156 216H152ZM151 217V219H152V221H154L153 220V218ZM181 217V216H180ZM189 217H191V216H189ZM212 217V216H211ZM217 217V216H216ZM218 217H220V216H218ZM231 217V216H230ZM237 218H238V216H236ZM69 218V217H68ZM72 218H74V217H72ZM79 218V217H78ZM85 218H86V216H85ZM148 218H149V215H148ZM182 218H184V217H182ZM221 218V217H220ZM236 218V219H237ZM261 218V220L263 219V216L262 217H260ZM7 219V220H6ZM11 219V218H10ZM9 219V220H10ZM87 219H88V216H87ZM150 219V218H149ZM162 219V218H161ZM167 219V216H166V218L165 219H163V224H164V220H166ZM172 219V218H171ZM191 220H192V217L190 218ZM207 219V218H206ZM224 219V218H223ZM233 219H235V218H233ZM232 219V220H233ZM257 219V218H256ZM255 219V220H256ZM13 220V219H12ZM15 220V221H16ZM51 220V219H50ZM157 220V219H156ZM155 220V221H156ZM169 219H167V221L166 222H168L169 223V221H168ZM173 220H175L176 221V219H173ZM173 220H170V222H172ZM219 220L220 219H218V221H217V225H219L218 224V222H219ZM227 220H229V217H228V219ZM231 220V221H232ZM258 220V219H257ZM49 221V220H48ZM158 221H159V218H158ZM160 221H162V220H160ZM159 221V222H160ZM181 221H182V219H181ZM230 221V222H231ZM248 221V220H247ZM71 222H73V221H71ZM77 222H79V220H77ZM98 222H100V221H98ZM150 224H153V222H150V221H148ZM223 222V221H222ZM222 222H220V224H222ZM232 222H236V220L235 221H232ZM245 222H246V220H245ZM70 223V222H69ZM155 223H157V222H155ZM174 222H172V224H173ZM179 223V222H178ZM208 223H209V221H208ZM214 224H215V222H213ZM73 224H75V222L73 223ZM77 224V223H76ZM101 224H102V222H101ZM115 224V225H116ZM167 224V223H166ZM202 224V223H201ZM211 224H212V220H211ZM213 224V225H214ZM260 224H262V223H260ZM30 225V224H29ZM28 225V226H29ZM157 225V224H156ZM197 225V224H196ZM196 225H195V228H196ZM216 225V226H217ZM223 225V224H222ZM257 225V224H256ZM12 226V225H11ZM73 225L71 224V227H72ZM150 226H152V225H150ZM159 226V225H158ZM167 226V225H166ZM179 225L177 224V227H178ZM210 226V227H209ZM224 226V225H223ZM227 226V225H226ZM225 226V227H226ZM232 226H234V224L233 223H231V227ZM240 226H241V224H240ZM248 226H250V225H248ZM253 226V225H252ZM252 226H251V228H252ZM6 227H8L7 229H6ZM18 227H19V224H18ZM23 227V226H22ZM21 227V228H22ZM73 227H75V226H73ZM80 228L79 229V231L82 233L83 231H82V229H81V224L79 225V223H78V225H77V227L76 228ZM100 227H102V226H100ZM163 227V226H162ZM168 227V226H167ZM166 227V228H167ZM176 227V228H177ZM194 227V226H193ZM199 227V225L197 226V228ZM209 227V228H208ZM208 227H206V229H210V228H212V226L211 225H208ZM218 227V226H217ZM257 227V226H256ZM21 228H19V229H21ZM27 228H29V227H27ZM76 228L75 229H73V228H71V230H72V232H74V230H75V232L76 231H78V229L76 230ZM115 228V227H114ZM154 228V227H153ZM164 228V227H163ZM163 228H162V234H163ZM170 228H172V226H170ZM170 228H169V230H170ZM175 228V227H174ZM175 228V229H176ZM204 228V227H203ZM243 228V227H242ZM246 228V227H245ZM250 228V227H249ZM249 228L247 227V229H245V231L246 232H244L243 234L245 235V239H246V242L248 243V241H249V244H252V243H254L255 241H254V239L256 238V236H255V238H253V235H251V233L249 232ZM6 229V230H5ZM13 229H12V231H13ZM119 229V230H120ZM149 229H151V228H149ZM156 229V228H155ZM159 229V228H158ZM174 229V230H175ZM178 229V228H177ZM180 229H182V227L180 226ZM194 229V228H193ZM199 229V228H198ZM206 229L204 230L205 232H206ZM219 229V228H218ZM217 228H216V230L217 231H219ZM225 229V228H224ZM231 229V228H230ZM230 229L228 230L229 232H230ZM21 230H24L23 228L21 229ZM116 230V229H115ZM166 230H168V228L166 229ZM168 230V231H169ZM179 230V229H178ZM184 230V229H183ZM183 230H181V232L183 231ZM197 230V229H196ZM195 230V231H196ZM211 230V229H210ZM222 230H223V228H222ZM226 230V229H225ZM244 230V229H243ZM248 230V231H247ZM251 230V229H250ZM253 230V229H252ZM257 230V229H256ZM258 230H260L259 228H258ZM257 230V231H258ZM264 230V229H263ZM11 231V230H10ZM17 231V230H16ZM152 232H153V230H151ZM177 231V230H176ZM217 231H215V232H212V233H215V234H213V235H215V239H218V234L220 235V233L222 232H218V234L216 235V232ZM256 231V232H257ZM260 231H262V230H260ZM14 232V231H13ZM23 231H21V233H22ZM58 232V231H57ZM116 232L119 234V233H121V232H118L117 230H116ZM164 234L165 235H167V233H166V231H165V229H164ZM173 232V231H172ZM180 232V233H181ZM184 232V231H183ZM208 232V231H207ZM206 232V233H207ZM225 232V231H224ZM226 232L225 234H223L222 235V237H219L220 238V240L218 241V242H220L219 244H220V246H221V250L223 249H225L226 250V247L224 246L225 245V241H226V239H228L229 238V236H228V238H226L224 235H226L227 233H228V235L230 234V238H231V233H233V235L235 234L233 231L232 232ZM259 232V231H258ZM257 232V233H258ZM9 233V235H10V233L11 232H7V234ZM15 233V232H14ZM17 233H18V231H17ZM77 233V232H76ZM86 233H89V231L88 232H86ZM92 233H94V232H91L90 234H91V237H87L86 239L88 240L87 242L88 243H90V241L92 240V239H95L94 238V236H92ZM98 233V232H97ZM116 233V234H117ZM156 233V232H155ZM159 233H160V231H159ZM185 233V232H184ZM184 233H182V234H184ZM187 233V232H186ZM185 233V234H186ZM206 233H204L203 235L204 236H202V237H205L206 235ZM209 233H210V231H209ZM208 233V234H209ZM257 233H256V235H257ZM260 233V232H259ZM258 233V234H259ZM89 234V235H90ZM156 234H158V232L156 233ZM161 234V233H160ZM161 234V235H162ZM171 234V233H170ZM169 234V235H170ZM175 234H177V233H174V235ZM181 234V236L179 235V237H185V236H183ZM188 234V236H190V235H192L191 233H190V235H189V233H187ZM197 234V233H196ZM200 234H202V233H200V230H199V236H201ZM255 234V233H254ZM263 234H264V231H263ZM12 235V234H11ZM10 235V236H11ZM15 236H17L16 235V233L14 234ZM21 235V234H20ZM74 235H75V233H74ZM101 235V236H102ZM152 235V234H151ZM161 235H159V236H161ZM172 235V234H171ZM210 235H211V233H210ZM208 236V237H214V236ZM240 235V234H239ZM259 235H261V233L259 234ZM259 235H257V236H259ZM23 236V235H22ZM73 235H71V237H72ZM105 236V237H106ZM120 237H122L121 236V234L119 235ZM176 236V235H175ZM235 236V235H234ZM263 236V235H262ZM18 237H19V234H18ZM17 237V238H18ZM74 237V236H73ZM72 237V238H73ZM79 237V236H78ZM104 237V236H103ZM103 237H98V239H95V242L97 243V245L96 244H94L93 246L96 248V247H98L99 249H97V250H100L99 252H100V258L101 259H99V258H97L96 256V258L98 259V260H100V262H98L99 264H110L111 263V261L109 260V258H110V255L112 256V254L113 253H111L113 250H111V252H110V246H109V242H107L105 239L106 238H103ZM163 236H161L160 238H162ZM168 237V236H167ZM167 237H163L164 239H166ZM178 237V236H177ZM191 237V236H190ZM193 237V236H192ZM208 237H205V238H207V239H205V240H208V239H210V238H208ZM15 238V237H14ZM13 238V239H14ZM22 238V237H21ZM75 238V237H74ZM119 238V237H118ZM188 238V237H187ZM194 238V237H193ZM197 238H199L198 237V235H197ZM226 238V239H225ZM229 238V241L231 240L232 242L234 241V240H232V239H230ZM244 238V237H243ZM242 238V239H243ZM259 238V237H258ZM262 238V237H261ZM260 238V239H261ZM20 239V238H19ZM75 239H78L79 240V238H75ZM110 239H114V238H110ZM109 239V240H110ZM158 239H159V237H158ZM168 239L169 238H167V240H165V241H167V244H168ZM171 239V238H170ZM170 239H169V241H170ZM181 239V238H180ZM182 239H184V238H182ZM181 239V240H182ZM195 239V238H194ZM193 239V240H194ZM200 239V238H199ZM214 239V240H215ZM237 239H239V238H237ZM241 239V238H240ZM239 239V240H240ZM15 240H16V238H15ZM21 240L22 239H20V243H21ZM77 240V241H78ZM80 240H81V238H80ZM90 240V241H89ZM108 240V239H107ZM174 240H175V237H174ZM177 240H178V238H176V242H177ZM185 240V239H184ZM238 240V241H239ZM263 240H264V236H263ZM263 240H260V241H262V243H260L262 246H264L263 244H264V242H263ZM11 241H13V240H11ZM19 240H16V242H18ZM76 241V242H77ZM113 241V240H112ZM156 241H158V240H156L155 239V241L154 242H156ZM161 241V242H160ZM159 242H160V247L161 248H163L165 245H167V244H165L162 240H160ZM173 241V240H172ZM180 241V240H179ZM179 241H178V243H179ZM183 241V240H182ZM185 241H187V240H185ZM189 238H188V243H189ZM195 241V240H194ZM209 241V240H208ZM208 241H204V242H207V243H209ZM211 241H212V239H211ZM230 241V242H231ZM245 241V240H244ZM243 241V242H244ZM257 241V240H256ZM258 241H259V239H258ZM15 242V241H14ZM76 242H75V244H76ZM92 242V241H91ZM94 242V241H93ZM92 242V243H93ZM150 242V241H149ZM217 243V245L219 246V244H218V242H217V240L216 241H214V243ZM228 242V241H227ZM235 242H236V240H235ZM240 242H241V240H240ZM19 243V244H20ZM79 243V241L77 242V244ZM80 243H81V241H80ZM92 243H91V246H90V244H88L89 245V247H92ZM118 243V244H117ZM181 243V242H180ZM197 242H194V246L195 247H199V246H196L195 244H196ZM238 243V242H237ZM112 244V243H111ZM110 244V245H111ZM117 244V245H116ZM174 244V242L172 243V246H174L173 247V250H174V252H177L180 248L179 247H177V245H173ZM190 244H192V242L190 241ZM206 244V243H205ZM204 244V245H205ZM242 244V243H241ZM22 245V244H21ZM88 245H87V247H88ZM96 245V246H95ZM153 245V244H152ZM169 245V244H168ZM211 245V244H210ZM227 245V244H226ZM80 246V245H79ZM86 246V245H85ZM171 245L170 246H165V247H167L168 249H169V247H172ZM202 246H203V244H202ZM212 246V245H211ZM210 246V247H211ZM228 246V245H227ZM242 246V245H241ZM245 246V245H244ZM115 247H113V248H115ZM164 247V248H165ZM206 247H207V245H206ZM209 247V246H208ZM225 247V248H224ZM239 247V246H238ZM251 247V246H250ZM249 247V248H250ZM256 247H258V246H256ZM112 248V249H113ZM149 248V247H148ZM154 248V247H153ZM160 248V249H161ZM217 248V247H216ZM246 249L248 248V247H245ZM259 249H257V250H262V255H264V253H263V251H264V247L262 248V247H258ZM261 248V249H260ZM87 249V248H86ZM158 250V251H156V253L154 252L153 253V255H155L156 256V258L157 257H160V251L161 250ZM166 249V248H165ZM194 249V248H193ZM196 249H198V248H195V250ZM203 249V248H202ZM211 249V248H210ZM210 249H206L207 251L209 250V251H211ZM244 249V248H243ZM255 249V248H254ZM88 250V249H87ZM164 250V249H163ZM162 250V251H163ZM181 250V249H180ZM179 250V251H180ZM191 250H192V248H191ZM198 250H200V248L198 249ZM219 250V251H218ZM229 250V249H228ZM240 250V249H239ZM242 250V249H241ZM240 250V251H241ZM249 250V249H248ZM250 250H251V248H250ZM253 250V249H252ZM161 251V252H162ZM164 251H168V250H164ZM178 251V252H179ZM193 251V250H192ZM217 251L218 252H221L220 251V247L217 249ZM246 251V250H245ZM170 252H172V251H170ZM173 252V253H174ZM181 252V251H180ZM179 252V254L178 253H176V254H174L175 255V257H176V255L178 254V256L180 255L181 256V254H183V253H180ZM197 253H198V251H196ZM195 251H193L192 252V254L193 253H196ZM204 252V251H203ZM203 252L202 253H200V254H203ZM212 252H213V250H212ZM225 251H222V253H224ZM233 252H234V250H233ZM248 252V251H247ZM52 253H53V251H52ZM114 253L117 255L118 253L115 251V249H114ZM148 253V254H147ZM191 253V252H190ZM197 253L195 254V256H197L198 257V255H200L199 253H198V255H197ZM214 253H216L215 251H214ZM222 253L220 254V255H222ZM227 253V252H226ZM235 253H236V251H235ZM239 253V252H238ZM252 253V252H251ZM254 253V252H253ZM257 253V252H256ZM259 253V252H258ZM261 253V252H260ZM55 254V253H54ZM87 254V253H86ZM167 254V253H166ZM187 254H189V252H187L186 254H185V257L186 256H189V255H187ZM217 254V253H216ZM216 254H209L210 255V257H211V255H216ZM245 254V253H244ZM243 254V255H244ZM247 254V253H246ZM255 254V253H254ZM99 254H97V256H98ZM119 255V254H118ZM150 257H149V256ZM152 255V256H153ZM174 255L172 254V256H173V258H174ZM194 255V254H193ZM227 255H231L230 253L229 254H227ZM233 255V254H232ZM237 255V254H236ZM235 255V256H236ZM242 255V254H241ZM54 256V255H53ZM168 256V255H167ZM205 256H207L206 254L203 256V255H201V257H205ZM223 256V255H222ZM247 256H249V252H248V255ZM257 256H259V255H257ZM115 257V256H114ZM201 257H199V259L201 258ZM208 257V256H207ZM206 257V258H207ZM210 257H208V258H210ZM215 257H217V256H215ZM225 257V256H224ZM243 257V256H242ZM250 257H252V256H250ZM260 257H261V255H260ZM260 257H258V258H260ZM263 257V256H262ZM37 258V257H36ZM164 258H165V255H164ZM191 258H192V255H191ZM190 258V259H191ZM194 258V257H193ZM207 258V259H208ZM218 258H220V256L218 255V257H217V259ZM223 258V257H222ZM221 258V259H222ZM230 258V257H229ZM235 258V257H234ZM249 258V257H248ZM258 258H257V260H258ZM264 258V257H263ZM263 258H260V259H263ZM58 259V258H57ZM57 259H56V261H57ZM153 259H155V258H153ZM153 259H152V261H153ZM166 259H168V257L166 258ZM165 259V260H166ZM170 259H171V261L173 260L172 259V257H170ZM170 259H168V261L170 260ZM180 259V258H179ZM195 259V258H194ZM199 259H195V261H197L198 260V262H199ZM205 259V258H204ZM204 259L202 260V261H204ZM216 259V258H215ZM215 259H212L213 261L215 260ZM221 259H219L220 260V262L217 260H215L216 262H219V264L221 263H223V262H221ZM232 259V258H231ZM251 259V258H250ZM252 259H253V257H252ZM251 259V261H253ZM129 260H130V257H129ZM128 260V261H129ZM192 261H193V259H191ZM200 260V263L202 262ZM206 260V259H205ZM210 260V262L212 261L211 259H209ZM264 260V259H263ZM128 261H126L127 263H128ZM152 261H150L151 263H152ZM155 261V260H154ZM154 261H153V263H154ZM162 261H164V259H162ZM167 261V262H168ZM225 261V260H224ZM227 261V260H226ZM226 261H225V263H226ZM232 261H233V259H232ZM250 260H248V262H249ZM251 261L249 262L250 264H253V262L251 263ZM115 262V261H114ZM150 262H149V264H150ZM159 262V261H158ZM173 262V261H172ZM174 262H176V261H174ZM179 262H181L180 260L178 261V263ZM205 262V261H204ZM206 262H208V260L206 261ZM234 262V261H233ZM237 262V261H236ZM240 262V261H239ZM243 262V261H242ZM241 262V263H242ZM258 262V261H257ZM125 263V262H124ZM167 264L166 262H163V264ZM168 263H170V261L168 262ZM177 263V264H178ZM245 263H247V262H245ZM248 263V264H249ZM255 263V262H254ZM263 263V262H262ZM261 263V264H262ZM112 264V263H111ZM122 264V263H121ZM126 264V263H125ZM131 264V263H130ZM157 264V263H156ZM162 264V263H161ZM191 264H192V262H191ZM194 264V263H193ZM202 264V263H201ZM207 264V263H206ZM210 264V263H209ZM212 264V263H211ZM217 264V263H216ZM233 264H235V263H233ZM258 264H259V262H258Z\"/></svg>", "mask_w": 264, "mask_h": 264}]
</instances>
